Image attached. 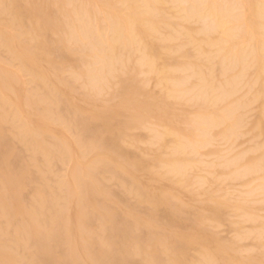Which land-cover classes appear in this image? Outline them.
Returning <instances> with one entry per match:
<instances>
[{
	"label": "rangeland",
	"instance_id": "1",
	"mask_svg": "<svg viewBox=\"0 0 264 264\" xmlns=\"http://www.w3.org/2000/svg\"><path fill=\"white\" fill-rule=\"evenodd\" d=\"M26 1H27L26 4H25L24 0H21V3H23V5H29V6H30V4H32L31 6L37 10L38 9L45 10V11L47 10L46 13L44 12V16L46 15L45 16L46 19H48L52 23L53 28L45 31V33L47 34V35H45V41L47 43H39L40 39L32 38L26 34H20L17 37L23 43H14V42H13L14 44L13 43H7L8 44L7 48L8 49L10 48V50H8L6 47H4V49L2 47H0V67L7 68V69L0 68V74L2 76L3 72H4L5 73L4 76L7 74L6 76L9 79L11 77L15 83L14 84L12 81L10 82V80H8L7 78H3V79L1 78V80H0V82L1 81L3 82V83L2 82L0 83V87L2 86L1 87L2 89L0 88V98L1 99L3 98V101H5V104L3 106L0 105V120L2 119L1 132H3L7 136V137L5 136L6 137L5 139L9 141V144H8V141H7V143L5 142L6 143V145L4 146L6 148L5 150H6V152L9 151V153L7 152L8 156L5 154L6 156H4V158L7 161V163H9V165L12 164L13 166L15 165V167L17 165V168L12 166L14 168L13 171H15V169H17V171H18V169H21V171L20 170L19 171H20V174L26 178L25 181L29 180V181L25 182L24 188L21 191L22 195L24 193L23 199H25V200H23L22 199L23 196L22 195L20 196L21 200H22V202H21L22 207H24V209L26 211H29V209H31L32 199H33V195H34L33 193L35 192V190L40 189V188L41 189L43 188L45 190L44 187H40L42 184L45 185L47 190L49 191L48 192L47 190H45L47 195L49 193L51 194L52 191L55 192L53 188H55V186L57 184H58V188L63 187V184H65V186L63 188L66 189V187H67L66 192L64 194V196H67V197H65L66 203L64 201V203L66 205L64 206V204L61 203L62 198L60 196V194H61L60 190H59L60 194L57 195L58 197L56 198L55 197L56 195L54 196V198H56L55 202H57V204H62V206H64L66 208L65 212H63V215L65 218V223H66V218H68L67 222H68V224H70V232H69V238L70 239H69V241H70L71 249L76 254L78 253L77 255L79 256V258H81L83 260L84 264H89L87 259H86L87 257L81 251V245L83 244V240L80 239L81 237L79 236L77 230L75 229V221H76L77 214L79 213L78 202H77L78 201L77 196H79L78 195L79 190H77L74 187L72 179H74V177L76 175L84 178L85 170H87V168L89 169V167L94 166L99 162L101 163L102 162L101 158H103L104 159L103 163L107 164L109 169H110V167H112V166L113 167L111 168V170L104 172L105 174L101 173V176H100L101 184L106 189L103 187V189L99 190V194L100 195L103 194L100 197H102V199L105 200V203L114 211L115 214H117V215L119 214L120 217H118V218L119 219L121 218L120 220L117 219L119 221V223H120V221L122 222V218H123L124 222L127 220L128 221L127 223H129V224H133L134 226L138 225L137 226L138 230L142 229V230H140V232H141V234L143 233V237L145 236L144 235L145 232L147 234V232L149 231V233L151 235H154L153 237H155V239L162 241L163 244H165L167 249L172 248V246L175 245L174 242L175 243H177L179 241L185 242V244H186L185 250H186L187 255H185L186 257L184 256L182 264H197V261L200 258V256L203 257L204 254H205L204 256H209L213 259V262H214L213 264H221V263L222 264H229L230 262H231V264H255V263L256 264H261V263L264 264V261H263L264 260V240H262L264 237V232L262 233L263 236L260 233L261 232L260 230H264V201H263V198H264V188H263L264 187L263 186L264 185V180H263L264 179V172H263V170H264V168L260 170L261 172H263V174L260 171L248 172V167H250L252 165V163L257 162L260 159L261 155H264V154H261V153H264V94L263 93L261 94L263 96L259 95L260 98L258 97V99H257V97H254L255 98V100L253 102L254 104H252V102H251V101H253L251 99L252 98L251 95H254L256 91H258L257 92V94H258L260 92L259 88L264 87L262 85V83L264 82V76H262V74L264 72L262 73V72L258 71L256 68H253L252 70H250L251 71V73H250L249 69H247V68H249V67L252 68L253 66H251L252 64L249 62V64H248L249 67H248L246 65L248 63V61H247L245 64H243L246 68L243 65H241V67H243V71H245L243 74L241 72L242 69L240 70V68H241L240 65H237V66L233 67L234 69H230V71H228V72H227V70H226V72L224 71V73L222 72L224 74V76H223V74L221 72H220L221 74H219V71H221V70H220V66H219L220 64H218L220 57L225 56V55L230 56L231 54H234L237 51L241 50L242 49L241 45L245 42V40L248 43V42L252 41V38H253V41L251 43H249V45L246 42L244 43L245 45H243V49H244V46H246V48H245L246 50H248L247 48H249V46L252 45L253 43L260 42V41L264 40L261 37V35L259 36V34H257L258 33L257 31L253 32L254 30L251 29L250 21L252 19L251 18L252 12L250 13L251 6H249L252 4V2L258 3V2L264 1V0H251V2L249 0H240L242 3L240 1H238L239 3L237 2V5H238L237 8H239V10L241 8V10L239 11L237 9V11L235 12L237 14L238 19H239V21L237 22V26L239 28L241 25L242 26L244 25L243 26L244 28L241 26L240 30L237 29L235 33H234V30H235L234 29L233 30V36L229 37V38L223 37L217 31L213 30L214 32L211 31L208 33L209 34L208 36L206 35V37L208 39L204 38L203 28L201 29L203 33H201L200 28L202 25H199L200 24L199 21H197V23H196L195 22L196 19H194V18L191 19L190 17H187L186 12L184 11V10H187L188 5H189L187 3V0H181L180 6L177 5V3L174 4L173 0H162V1L160 0L161 6L159 3L158 4L154 3L153 5H155V6L151 5L152 8L154 7L153 13H152L153 18L151 17V14L150 15L145 14L146 16H144V17H143V15L138 16V14H139L138 12L142 11V8H139V7H142V6L139 5V2L136 3L137 1L135 2L136 4H129V6L126 3H124L125 5H122L123 0H119L120 2L118 0H64V2L62 0H26ZM37 1H38V3H37ZM170 1L174 5H172V3ZM206 1L208 3L218 2L217 0L216 1L206 0ZM228 1H230V0H228ZM244 1H245V3H244ZM230 2L233 3L236 1L232 0ZM241 4H242V6H241ZM7 5H8V1L5 0L3 5L0 6V20H4L5 18H7L6 14L3 12V10L6 8ZM40 5L42 7H40ZM44 5L47 7H44ZM91 5H92V9H91ZM175 5L178 6V9ZM136 6H137L138 10H136ZM247 6H249V8ZM94 7H96V8H94ZM175 7H176V9H175ZM184 8H186V9H184ZM79 9L82 10L81 11L82 14H83V9H85L84 13H86V14H84V15H86L88 18H87V20L85 19L84 23L88 21L87 25L85 23V25L87 27L90 26V28H92L93 26H91V23L93 20L95 21L96 24L94 23V21L92 23V24H94V28H95V31L93 29V33L95 32L94 34L98 35L99 37H101L103 35L102 38H104V35H105V38L109 37V34H111V33H109L108 31L112 30V29L109 30L110 29L109 26L112 25V23H113L112 26L114 28L115 27L114 25L117 24L116 27L118 29L116 28L117 29L116 31L117 32L121 31V33H122V34L119 33V35L121 36V37L119 36V38H120L119 42L122 44V45H119L120 48L124 49L125 53L129 51V50H127L128 48L131 50H133V48H135L134 50L137 49L138 51H134V53H132L130 50V52H129L130 54L128 53V55L125 57L124 51L122 50L123 51L122 52L121 49L119 50V47L117 46L119 42L114 43L115 45H113V49H114L113 55H111L112 54L111 50H113V49L108 50L106 48L108 53L110 51V55L113 57L115 56L117 59L119 58L120 54H121V56L123 55V58L121 57V60H122L121 61V60H117V59L110 57V56H109L110 58L106 57L108 55L106 53L107 51L106 52L104 51L106 49L101 50V47H100L99 51L101 50L102 52L98 51L100 54L95 51V50H98L97 49L98 47H95L94 49L91 47L92 49L89 48V49H91L90 51L87 49V53H86L85 49L88 48L89 46L79 48V46L81 44H82V46L85 45V43L79 39H76L75 43L78 40L77 42H79V44L81 43L80 45L79 44L77 45V43L76 44L72 43L71 42L72 40H69V42L67 41L68 44L66 46V42H63L65 39V35L63 36L62 31L57 30V28L54 24L57 25V23L58 24L61 23L58 20L63 21V18L66 19V21L63 23H68L67 22V16H68V21L70 20L69 24H71L70 25L71 27L73 26L72 30H74L75 32H78L77 28H79L81 25L84 24L82 21V20H84V18H82V20H81L80 17H82V15L79 11L78 17L80 18L81 21L79 20L80 22L79 23L77 22V24L78 25L81 24V25L76 28V26H77L76 20L77 19H74L75 15H73V14H76V16H77L76 11ZM95 9H96V11H95ZM90 10H91V12H90ZM177 10L182 11L181 12L182 14L179 12L182 17L181 16L177 17V13H178ZM60 12L65 13V15H67V16L63 17L64 14H62ZM69 12H71V13H69ZM237 12H239V13H237ZM242 12H244V13L242 14ZM238 14H241V15L238 16ZM84 15H83V17H84ZM107 15H109V18H107L108 17ZM249 15H251V16H249ZM91 16H93V18ZM112 16L115 17V19H117V21L114 18H112ZM49 17H50V19H49ZM183 17L187 18L186 20H190V19L191 20L188 22L185 21L186 24H184V21L181 19ZM139 18H141V19H139ZM177 18L181 19L182 21H180V20L177 21L178 20ZM90 19H92V21H90ZM52 20H54V21H52ZM73 20H74V22H73ZM111 20L113 22L110 23V25L108 26V21L111 22ZM131 20H132L133 24L131 23ZM150 20H152V21H150ZM125 21H126V25H125ZM191 21H193L196 24H192ZM138 22L140 23V25L136 26V23H138ZM144 22H148V23H146V27H145ZM180 22H183V23H180ZM1 23H3V22L0 21V34H2L3 36L5 35L6 37H12V35H14V31H12V29L10 31L9 30L10 28H8L4 23L2 26ZM189 23L192 25H189ZM118 24H119V27H118ZM128 24H130V25L128 26ZM131 24L133 25V27H135L137 29H135V28L133 29ZM231 25L232 24H230L229 26L234 27V25H232V26ZM126 26H128V28ZM130 26H131V28H129ZM167 26L169 28H166ZM178 27H179V30H180V28H182V29L185 28V31L187 32V34H189V36L191 38V41L189 40L190 42H193V40H194V42L198 40V41H200V43H198V41H197L198 44L195 42L193 44L194 46L189 45L190 42L186 41V39L184 38V36L186 34L185 35L183 34V32L184 33H186V32L183 30H182L183 32L182 31L179 32L178 30L176 31V28L178 29ZM121 28H122V30L124 28L125 31L120 30ZM246 28H248L247 31H246ZM130 29H132V31L133 30L135 31V36L133 35L134 33H132L130 31ZM149 29H151L152 31L150 30V32H149L148 31ZM153 29H155V31L158 32V34H156V32ZM193 29L195 30V33L198 34L197 36H194L195 33H193V31H192ZM196 29L198 31L200 30V33L202 34L203 37L200 36L201 34H199V32H197ZM241 29H242V31H241ZM57 31H59V33H57ZM8 32H10V34ZM130 32L132 34H130ZM170 32L180 33V35L177 34L180 37L177 36L178 37L177 38L176 34H174V33L170 34ZM238 32H241V33H238ZM246 32L248 34V37H247V34H245ZM250 32H253V33H251L252 34L251 36H250ZM63 33H64V30H63ZM99 33H100V35H99ZM254 33L256 36L254 35ZM124 34H126L127 36ZM151 34H153V35H151ZM172 34L174 36H172ZM182 34L184 35L183 37H181ZM205 34H207V31H205ZM132 35L134 36L133 41H135V43H137L136 41H138V42L140 41L139 44H141V43L144 44L146 42L145 43L146 45L144 44L142 47V44H141V46H139V44H137L138 46L134 47L133 46L134 42H132V38H131ZM166 35L167 36L170 35V40H171V37H172V40L170 41L168 39L169 37H167V39L163 40L164 36L166 38ZM59 37H61L62 39H60ZM185 37H188V36H185ZM217 37H218V41L220 39L221 42L217 41ZM236 37H238V38H236ZM260 37L262 39H259ZM134 38H135V40H134ZM175 38H177V39L175 40ZM230 38L231 39L233 38V42H232V40L229 41ZM205 39H207V40H205ZM213 40L217 41L218 45L215 44V45H217L216 46L217 48L216 47L213 48L212 45H211L212 46V48H211L210 45H208L209 43H207V42H210V44H211L212 43L211 41H213ZM256 40H259V41H256ZM201 41H203L204 43H201ZM234 41H237V43ZM254 41H256V42H254ZM9 42H11V41H9ZM126 42L127 43L129 42V45L127 44L128 48H126V45H125ZM205 42L207 44H205ZM234 43L236 44V46ZM196 44L197 45L200 44V47L199 46L198 47L201 50L198 48L197 49L200 50L199 53L202 54V57L200 56L199 53H196V50H195ZM203 44H205V46L207 45L209 47V49L207 48V46L205 47ZM212 44L214 45V43H212ZM224 44H226V45H224ZM231 44L233 45V47ZM45 45L51 46V47L53 46L50 63H51V67H53V65H55L54 66L55 69H54V67H53V69H51L49 67L50 63H48L49 64L48 65L45 63L46 61H43L41 59L40 55H41V53H43L42 51L44 50ZM89 45L90 46L92 45L94 47L95 44L90 43ZM134 45H136V44H134ZM239 45H240L241 49L238 47ZM86 46H87V43H86ZM24 47H27L29 52L31 50L30 54H28L26 51H24ZM116 47L118 48L117 50H116ZM140 47H142V50H143L145 56L142 54L143 52L141 53ZM222 47L225 48V50L222 49ZM236 47L238 48V50L236 49ZM54 48H56V49H54ZM57 48L59 50V55L60 56L62 55L61 57L57 53ZM232 48H233V50H232ZM82 49H84L83 52H82ZM221 49L223 50V52H221ZM202 50H203V52H202ZM8 51L11 53H9ZM15 51H17V52H15ZM54 51H55V53H54ZM152 51L155 53L157 52L156 54H154L155 56L153 55ZM213 51L214 52L218 51L219 53L217 52V54H215ZM117 52L118 53L120 52L119 55L117 54ZM208 52L210 54H208V57H206L207 56L206 53H208ZM13 53H14V55H12V56L13 57L16 56L15 58L18 61L15 60L10 55ZM103 53H104V55L106 53L107 55H105V57L107 59L108 58L111 59L110 61L116 63V65L112 63V66H111V64L109 63V59L107 60L106 58H105L107 60L106 64L109 63V65L108 66L105 65L104 63L106 60L102 59V58H104ZM115 53H116V55H115ZM204 53L206 56L204 55ZM227 53H230V54H227ZM53 54H56V56L55 55L53 56ZM141 54L147 60V62L150 61L149 59H151L152 64H151V62L147 63L146 60H144L146 62L145 63L146 65L149 64V65L145 66V64H143L144 62H142L141 59H140V62H141L140 63L138 60H139V58H141V57H139ZM186 54H187V58H185ZM156 55H158V56H156ZM203 55L206 57V60H205V58H203ZM211 55L213 57L212 59H210ZM91 56H93V57L95 56L97 58L96 61L100 60V58H101V60L104 61V63L97 61L99 63H96L97 64L96 65L95 64V58H93L94 59L93 60L91 58ZM215 56L216 57L218 56V57L215 58ZM54 57H57V58L59 57V59L54 58ZM143 57H142V59H143ZM79 58H81V60H78ZM88 58H90L91 60ZM112 58L114 60H112ZM22 60L23 61H29L32 64V66L34 67L33 69H35V71L38 73V75H40L39 78H42V76H43V79H41V81H42L41 83H43V81L47 82V83L45 82V86L43 85V88L47 87L49 92L50 91L52 92V95L55 98V100H56V97H58L56 102L59 101V103L56 104V102H55L56 106H54L52 111L50 112L51 115L49 113L47 115H44V113H43L44 107H42V105L36 101L37 99L39 100V98H41V97L47 98L48 95L51 93H49L46 90V88L43 89L41 84L39 85L40 81L34 80V77H32L33 75H32L31 71H24V70H22L23 72L21 71L20 68H22V66L20 64V61H22ZM92 60L94 61L95 65H93V62L91 63ZM204 60L210 64L208 65V63H205ZM86 63L88 65L91 63L89 66L92 65V68L89 67ZM117 63H121L122 66H120V64H119L118 66H120V68L116 67ZM84 64H86V66H88L87 68L89 70H90V68L92 70L93 66L95 69H98L97 70L98 72L101 69L102 72L100 70L99 75L102 74L103 76L101 75V77H105V78H103L104 80L102 81V78H101V81L99 80L100 82H98V79H100V78L98 77L99 75L97 73V77H95L96 79L98 78L96 81L97 85H95L96 83L92 84L93 82L91 81V76L96 74V70L94 69L95 72L93 70V73H91V72H89L88 69H86V67H84ZM98 64L99 65L104 64L103 66L101 65L103 67V69L99 68L100 66L98 67ZM193 64H194V66H193ZM139 65L141 66L140 68H138ZM104 66H107V67L104 68ZM144 66L148 67V68H146V70H145ZM196 66L202 69V70H199V71H201L200 74H199L198 68ZM108 67L110 69V73H109ZM161 67H162V69H161ZM190 67L192 70L190 69ZM195 67L198 71V75L195 74L196 77H194V74H193V77L191 79H190V77H188L189 79L186 77L185 79H188V80H186L185 83H183L184 82L183 81L184 75L190 76L189 74H191L193 71H194L193 73L197 72ZM205 67H207V68L205 69ZM185 68H188L187 72H186ZM40 69H41V71H40ZM84 69L86 71H88L89 73L85 72ZM105 69H106V72H105ZM147 69H148V71L149 70H151V71H149L148 75L147 74L145 75V73L147 72ZM182 69H185V72L181 73ZM111 70H113V71L111 72ZM209 70H210V73L208 72ZM239 70L241 73V80L242 81L238 79L237 83H239L240 81L241 82L238 86H236L234 88L236 91L235 90H231V91H235L237 93L238 89L242 88L244 84H246V85L244 88H242L240 91H238L239 92L238 94L235 95L232 92L233 95H230L231 93H229L230 97L227 98L225 96L223 98V100L219 99L218 100L219 103L217 101H216V104L214 103L217 106V108L213 107L214 106L213 105L214 99L211 95H209V97L207 96L204 98L206 101L205 100L203 101V99H202L201 102H198L200 99L198 100V98H196L198 95H197V92L195 90H197V88L200 89L199 87L202 83H201V81L200 82L199 81L195 82V81L202 79V80H204V84H205L206 82L208 83L209 80H211L212 81L211 86L213 88H215V87L217 88V86L219 84H220V87H223V85L221 86V84H222L221 82H223L222 80H224V81L226 80V83L224 82L225 84H227V82L229 80L228 85L231 84V82L233 83L234 81H236L237 77L239 78V76H237L240 74V73H238ZM254 71H255V73H254ZM27 72H28V74H27ZM84 72L88 73V75L91 73L92 75L90 74L88 76ZM107 72L109 73V76L111 77L109 79L107 77ZM113 72H115V73H113ZM154 72H155V74H154ZM158 72H160V73L158 74ZM165 73H166V75H165ZM179 73H181V75ZM104 74H106V75H104ZM156 74H157V76H156ZM178 74L182 77H179ZM211 74L213 75V77ZM250 74H251V76H250ZM85 75H87L86 76L87 78L90 77V79L89 78L88 79L91 81V83H90V81H87L88 83H86L87 78L85 77ZM248 75H249V77H248ZM255 75L257 76L258 79L255 77ZM205 76H206V78H205ZM209 76H211V77H209ZM232 76H234L235 78H230ZM260 76H261V78H260ZM198 77H199V79H197ZM208 77L211 79H209ZM218 77H220V78H218ZM164 78L166 79V81L167 80H169V81H167V82L163 81L162 79H164ZM212 78H214V79H212ZM179 79H181L180 82H181V84L183 83L184 86L181 85L182 86L181 87L180 85H178L180 83ZM193 79H195V80H193ZM230 79H232V81ZM233 79H234V81H233ZM174 80L175 81L177 80L178 83L176 81L177 84H174V82H175ZM253 80L255 81V84H253L255 86L252 85ZM128 81H130V82L128 83ZM143 81L147 84V86L146 85L143 86L141 84V83H143ZM147 81H149V83H147ZM156 81L157 82L159 81V82L156 84ZM246 81H247V83H245ZM101 82H103V84H104L103 86L98 85L99 83L101 84ZM104 82H106V83H104ZM125 82H126V85H125ZM139 82H140V84H139ZM215 82L218 83L217 86H214ZM168 83L169 84L173 83L174 85L168 86L169 85ZM86 84L88 87H86ZM91 84L93 85L92 86L93 91H90V93H88L89 88H91V86H90ZM123 84H124V86H123ZM137 84H139L140 86ZM187 84L188 85L193 84L194 86L193 85L188 86ZM197 84H200V85H197ZM209 84H210V82H209ZM15 85H17V86H15ZM94 85L96 87L98 86L97 89L100 88L101 90L99 89L100 91L98 92ZM141 85L143 87H141ZM164 85H166V86H164ZM175 85L176 86L178 85V87L176 88ZM260 85H261V87H260ZM195 86H196V88H195ZM226 86L227 85H225V87ZM248 86L250 88L252 86L251 91L246 89ZM94 87H95V89H94ZM122 87H124L125 90L122 89ZM171 87L172 88L174 87L173 88L174 90ZM186 87H187V91L190 90V94L187 93ZM228 87L229 86H227L226 88H223V89L228 90ZM8 88H10V89H8ZM159 88L160 89L163 88V89L160 90ZM191 88H193L192 92H191ZM11 89H12V91H11ZM4 90H7V91H4ZM165 90H166V92H165ZM184 90L186 91V94H185ZM246 90H247L248 94L246 93V95H245ZM95 91H97V92L95 93ZM167 91L168 92L174 91L173 92V94L175 93L174 97L172 96V94H168ZM181 91H183V92H181ZM178 92L179 93L181 92L179 94V97L177 96ZM262 92H264V91H262ZM163 93L165 94V96ZM193 93L195 95H192ZM134 94H136V96ZM184 94H185V96H184ZM186 95H188V97ZM243 95H245V97ZM36 96H38V97H36ZM166 96H168L169 98L172 97L173 99L170 98L171 101L169 100V98L165 99ZM182 96H183V98L184 97H186V98L183 99ZM191 96H192V99H191ZM232 96H233V98H232ZM250 96H251V98H250ZM256 96H258V95H256ZM18 97H19V99H17ZM156 97L157 98L159 97V98L156 99ZM211 97H212V101L210 100ZM238 97L239 98L241 97L240 99H242V100L239 101ZM54 98H52V99L54 100ZM176 98H177V101L175 100ZM180 98L183 101H186L187 98H190L191 102H190V100H188L187 102H183L182 100H180ZM195 99H197L198 101L196 102ZM236 99H238V104H237ZM18 100H20V101H18ZM173 100H175L176 102ZM209 100H210V103H209ZM3 101L0 100V104L4 103ZM15 101L18 104H16ZM193 101H195L197 104L195 103L196 104L195 105ZM223 101H225V102L223 103ZM229 101L234 102V103L231 102L234 106H238L242 103L244 105H246L247 102L248 103L251 102L250 103L251 105H247L248 106L247 108L244 107L242 104V106L244 108H246V109H243L242 111H241V108H243V107L241 105H240L241 108L239 106H238L239 108L237 107L238 110H236L235 113H237V114H239V113L245 114L246 113L245 115H242L243 116L242 120L240 118V117H242L241 114H239L240 115V117H239V115L234 113V118H236L238 120L240 118V121L242 123L241 124L242 126H241L239 124L240 121H238L239 125L235 126L236 129L239 131V133H238V131H235V132H237V135H239L240 137L239 136L235 137V135H233L234 138L226 139L223 135V133H224L223 131H226V129H227L226 125H228V123H230V122H223L221 124H224L223 125L224 129H222L223 128V127H221L222 125L220 126V124H219L220 127L216 126L217 130L213 127L212 130L210 129L208 131V133L210 135H212L211 133H213L214 137L208 138L209 135L207 133L208 136H206L204 138L202 136H200L201 138L200 137L197 138L199 135H198V133H194V132H197V129L194 126V125H196V123L193 125V122H197L199 118L202 119L203 117H206V114H207V117L209 115L212 117V114L214 115L216 113V115H214V116H216V118L224 115L225 111L231 109V103ZM202 102L205 103V106L209 103L208 106L210 107V105H211L212 110H210V108H207L208 106L206 108H203L205 106ZM140 103H141V105H139ZM186 103H188V105H190L191 107L188 106ZM227 103H229V104H227ZM33 104L36 106V108H40V109H38V111H39L38 113H37V109L33 106ZM198 104H200V105H198ZM217 104L218 105L220 104V105L218 106ZM201 105H203V106H201ZM227 105H229V107ZM17 106H18V108H17ZM60 106L61 107L63 106V109ZM222 107L223 108L225 107L224 108L225 111H224V109H222ZM20 109H21V112H20ZM54 109H55V111H54ZM218 109H220V110H218ZM221 109H222L223 113H222ZM57 110H59L60 113H57L58 112ZM101 110H103V111H101ZM104 110L106 112H104ZM108 110H109V112L112 110L113 111H112V113L111 112L109 113ZM116 110H118V111H116ZM124 110L127 112V113H125L126 115L124 114V112H125ZM201 110L203 113L201 112ZM246 110H247V112H246ZM40 111H41V113H40ZM122 111H123V113L121 114L120 112H122ZM52 112H55V114L56 113L57 114L55 115ZM130 112H131L132 116L129 115ZM108 113H109L108 116L104 115V114H108ZM76 114H77V116H76ZM78 114L80 116H83V119L86 118V120H87V118H90V119H88V121L91 120V122L93 120V119H91V117H93L95 119L91 124L94 127L93 129H95L98 126L99 130H98V128L95 130H98L99 132L100 131L102 132L103 129L105 130V131H103V134H101V135H103V137L108 139L109 142L111 141L113 143L114 147H110V148H112V150L108 149V147H107L108 150H111L113 152L108 151L106 149V147L104 149L102 147L103 150L99 151V152H98V150H101L99 148V146H96L98 150L96 148H94V146H92V149L94 148L92 150L91 147L88 145H87L88 149L85 148L86 144L82 140L81 136L79 137V134H80L79 130L76 127L74 128V126L72 127V124H71L72 120L74 121V119L80 118V116H78ZM134 114L138 115V117ZM193 114H194V117L191 118V116H193ZM198 114H200L202 118ZM39 115H41L40 117L42 119H40ZM42 115H43V117H42ZM57 115L59 117L61 125L58 124L59 121H58ZM128 115L133 117V118L128 120V117H129ZM196 115H197V117L199 116L198 119L196 118ZM44 116H54L55 118L52 117L54 119L49 120V117H47V119H48L47 120V119H44L45 118ZM141 116H143V118H145V117L146 118L143 119ZM188 116H190V117H188ZM109 117H113L114 119L112 118V120H111ZM139 117H141V118H139ZM96 118H98V120ZM80 119H82V117ZM194 119H195V121H194ZM196 119H197V121H196ZM42 120H43V122H42ZM51 120H53L54 123ZM100 120H101V122H100ZM145 120H147L148 122L144 123ZM110 121L111 122L113 121L112 126H110L112 124ZM190 121H192L191 122L192 124L190 123ZM45 122H48V123H45ZM97 122H98V125H96ZM136 122H138L139 125L141 124L142 126L140 125L141 126L140 127L138 125V123H136ZM140 122H142V123H140ZM174 122L177 124H175ZM94 123H96V124L94 125ZM101 123H102L104 128L101 127ZM185 123H187V124H185ZM122 124H123V127H120V126H122ZM171 124H172V126H171ZM18 125H20L23 129L26 128L25 129L26 131L29 129L27 132H29L30 130L34 131L33 132L34 136L36 134L39 135L38 141H37V144H38L37 148L40 149L42 147V149H46L48 147L47 148L48 150L50 148L54 149L55 155H53L52 154L53 152H52V153H50V156L52 154V157L54 156L55 160L53 159L52 161L50 160L51 162L49 161V163L50 164L52 163V164L47 166L48 170H47V168L45 169V167L43 166L44 162L42 159L43 158L42 155L38 154V152L36 153V152L32 151L33 140L36 141L35 137H33V136H32V138L30 137L33 133L30 134V132H31L30 131L29 132L30 140L28 137L26 139V141H24L28 144L24 143L23 141L21 142V140L18 139L19 137H17L18 136L17 130L15 129L16 126H18ZM185 125L190 126L191 129L189 127H184ZM20 126H18V127H20ZM156 126H157V128H156ZM237 126H239V127L241 126V128H239L240 130L238 129ZM118 127L122 128V129H120V128L118 129ZM161 127H163V129H161ZM235 127H234V130H235ZM100 128H101V130H100ZM220 128H221L222 132L220 131ZM112 129H114V131H116V133L118 132L117 134H118L119 139H118V137H116V133H114V135L112 134L113 136L111 135V133L113 132ZM164 129L167 131V135H166V133L163 132ZM192 129L194 131H192ZM108 130H109V133L107 132L108 136L106 134H105L106 136H104V133H106V131H108ZM110 130H111V132H110ZM119 130L122 132H120ZM151 130L152 131L154 130V132H152ZM60 131H61L62 135H61ZM155 131L158 132L159 134L164 133L163 134L164 137L161 136L160 139H155L154 136L156 138H158V136H159V135H157L158 133H155ZM219 131H220V133H219ZM168 132L171 133L170 134L171 136L168 135L169 134ZM173 132H174V134L175 133L176 134L174 135ZM214 132L219 133L220 135L218 134L217 136H215L216 134ZM121 133H123V134H121ZM119 134L121 135V137L119 136ZM152 134H156L157 136L156 135L153 136ZM178 134H180V136ZM188 134H190V135H188ZM46 135L47 136L49 135V136L46 137ZM194 135L197 137H194ZM63 136H66L68 139L66 137H63ZM188 136H189V138L192 137V140L189 139ZM220 136L221 137L223 136L224 139L222 140L220 138ZM50 137H51V139H50ZM151 137H153L152 138L153 140L151 139ZM180 137L181 138L186 137V138L185 139L183 138L184 141H182V140L180 141ZM45 138L48 140H46ZM53 138H55V140H57V141H55ZM78 138H81V139H78ZM110 138L111 139H113V138L118 139L119 143H117L118 142L117 139H113V140H114V142H115V140L117 141V142H115V143H117V146L120 145L119 150H118V147L114 144V142ZM195 138L199 139V140L201 139V140L200 141L197 140L198 141L197 142ZM202 138L204 140H207V142H205V141L203 142ZM31 139H32V142H31ZM154 139L156 141H154ZM232 139H233V141H232ZM234 139L236 141H234ZM53 140H54V142H53ZM65 140H67V141H65ZM176 140L178 143L181 142L180 144H183L185 146V150H184V152L182 151L183 155H181V157H180V154H176V152H175V156H172L174 154H172L171 149H173L175 146V143H177ZM185 140L187 141V144L190 142L189 144H191L193 149L195 147L194 151H192V152H195V150H199V151H196L195 153H193V155L190 154L189 153L190 149L187 148L188 146L186 147L187 144L185 143ZM75 141H78V142H75ZM201 141H202V143H201ZM208 141L211 143H209ZM229 141H231V142H229ZM62 142L65 145L64 148H63ZM80 142H81V144H78L79 146H76L77 143H80ZM29 143H30V145H29ZM41 143H42V146H41ZM57 143H59L61 145H59ZM208 143L210 145L207 146ZM53 144L56 146L59 145L60 147H62V149H61L62 152L64 150L66 153H68L67 154L68 157H67V155H66V157H63V158H67V159L62 160V159H59V157H57L58 152H57V149H55V146ZM26 145H28V146H26ZM6 146L7 147L10 146V147L7 148ZM65 147H66V150H65ZM79 147H83V148L79 149ZM115 148L117 150H113ZM120 148H122L123 151H122V149L120 150ZM186 148L189 150H186ZM52 149L49 151H53ZM95 149H96V151H95ZM2 151L4 152V148L2 149ZM117 151H118V153H117ZM170 153H171V156L169 155ZM177 153H180V152H177ZM184 153L190 154V155H187L185 157V159H183L184 155H185ZM125 154H127L126 156L129 158L126 159ZM12 155H16V156L12 157ZM115 156H117V157H115ZM119 156H120V159H119ZM221 156H226V157L222 158L220 160L221 161V163H220L219 159L221 158ZM240 156H242V157H240ZM0 157H2L1 153H0ZM80 157H82V158H80ZM98 157L100 159H98ZM216 157H217V159H218V157H220L218 159L219 163L217 162ZM234 157L237 158V161H233V160H232L233 162L229 161L231 159H234ZM49 158H51V157H49ZM57 158H58V160H57ZM70 158H72V159H70ZM180 158H181V160H180ZM253 158L256 160H254ZM97 159L99 160V162ZM139 159H141L142 163ZM173 159H174V161H173ZM251 159H253V162L251 161ZM116 160H118V161H116ZM214 160H216V162ZM224 160H228L229 161V162L227 161L228 164L226 163V161L224 162ZM62 161H64V163ZM110 162L113 164L111 165ZM186 162H188V165H189V163H191V165H193L194 168L192 166H188V169H187V166H185L187 164ZM192 162L193 163L195 162V164H193ZM230 162L232 164H229ZM126 163L129 166H125L124 164H126ZM179 164L184 165L185 170L183 169L184 171H182V172H185L184 175H182L183 173L181 172V173H179L180 175L178 174V176H177V174L176 175L171 174V176H168V174L170 173V172L168 173L169 168L162 167V165L165 167L166 166L171 167L173 165H179ZM208 164H210V165H208ZM217 164H219L220 166ZM221 164H224V165H221ZM144 165H145V167H144ZM19 166H20V168H18ZM134 166L137 168L135 170V172L133 171V168H135ZM195 166H196V168H195ZM205 166H207V167H205ZM217 166L221 167V168H217ZM241 166H243V167H241ZM12 167L10 166L11 169H12ZM224 167H226V168H224ZM113 168H115V171ZM143 168H145V169H143ZM191 168H192V170L190 171L189 169H191ZM72 169H73V172H72ZM138 169H140V170H138ZM161 169H162V171H161ZM78 170H79V172H77ZM118 170H120V171H118ZM188 170H189V172H188ZM22 171H24V172H22ZM109 171L116 173V174H114V175L111 174L112 176H110ZM208 171H210V172H208ZM165 172L168 173V174H165V175H167L166 177H164L165 175L163 176V173H165ZM123 173H124V175H122ZM227 173H229V174H227ZM236 173H237V176H236L237 178L235 177ZM241 173H242V175H241ZM5 174H6V172L3 169H1L0 177L2 175L5 176ZM223 174L227 178V180L224 178L226 181L224 179H221L224 177ZM190 175L192 178L194 177V179L197 177V175H199V176L196 178L197 180L196 179L193 180L190 177ZM229 175H231L230 176L231 179H234V177L236 179H234V181L233 180L231 181V179L229 178ZM161 176H163V177H161ZM204 176H205L206 180H203V179H205ZM217 176H218V178H220L222 176L218 180V182H216ZM253 176L255 177V179ZM172 177H174V178H172ZM260 177H262L263 179ZM129 178L133 179V180H130ZM163 178L167 182L162 181ZM30 179L32 180V182ZM199 179L204 181L203 185H202L203 187L200 186L201 184H199V182H201V180H199ZM71 180H72V183H70ZM169 180H170L171 184H169ZM188 180H190V182ZM239 180H241V182ZM60 181H61V183H57ZM153 181H154V183H152ZM176 181H179V183L181 181L182 182H181V184L177 185ZM221 181L222 182L224 181L223 184L221 183ZM2 182H3V180L1 181V179H0V184ZM195 182H196V184L198 183L199 185L198 184L195 185ZM228 182L230 183L231 186L229 185ZM232 182H234V183H232ZM246 182H247V184H246ZM260 183L263 185H261ZM70 184L73 186L74 190ZM132 185H133V188H132ZM183 185H184V188H183ZM211 185H212V187H211ZM226 185H229V186H226ZM197 186H198V189L196 188ZM199 186L202 188H199ZM134 187H135V189L138 190V192H137V190H136V192H134L135 194L132 193L133 190L135 191ZM58 188H57V190H58ZM63 188H61V189L65 190ZM139 188H140V190H139ZM185 188L187 190V193H185L186 190L183 191ZM147 189H149V190L147 191ZM130 190H132V191L130 192ZM188 190L191 193H188L189 192ZM139 191H141V192H139ZM224 191H225V193H223ZM232 191L234 192V194H232L233 193ZM235 191H237V192H235ZM63 192H62V194H63ZM81 192L79 194H81V195L85 194L84 196H87V199L89 198V204L90 205L94 204V199L90 195H88V193L85 190L84 191L82 190ZM176 192H177V194H176ZM221 192L223 193V195L225 197L222 195ZM76 193H77V195H76ZM106 193H107V195H104ZM165 193H167V194H165ZM136 194H138V195L140 194L144 199H148V200H144V203L142 200V203H139L140 201L138 202V199L135 200V198H137ZM226 194L227 195L230 194L229 195L230 197L229 196L227 197ZM59 196L61 199L59 198ZM64 196L62 195L63 199H64ZM104 196L106 197V199ZM73 197H74V199H73ZM151 197H152V199H151ZM167 197L171 198L172 200L174 199L175 202L176 201H178V202L172 205L171 202L169 200H167ZM197 197L198 198L200 197L199 198L200 200ZM220 197H224L225 200L221 199ZM160 198H161V200H160ZM227 198H229V199H227ZM252 198H255V199H252ZM75 199H76V202H75ZM197 200H198V203H196ZM229 200H231V201H229ZM247 200H248V202H246ZM254 200H255V202H254ZM221 201H222V203H221ZM224 201H226V202H224ZM249 201H251L250 203L252 205L249 204ZM259 201H260V203H258ZM168 202H170V203H168ZM151 203L153 205H151ZM182 203L184 204V206ZM202 203H206L207 205H204ZM226 203H228V204H226ZM253 203H258V204H253ZM141 204H143V205H141ZM130 205H132V206H130ZM139 205H141V206H139ZM167 205L168 206L170 205V206L168 207ZM180 206H182L181 207L182 210L179 209ZM246 206H249V207H246ZM56 207H57V205H56ZM64 207H61V209L60 208L59 209L64 211L62 209ZM87 207H90V206H87ZM87 207L85 209H88V211L92 210L91 207L90 208H87ZM147 207H149L150 209H147ZM170 207H172L171 211L169 210ZM189 207H190V210L188 209ZM59 209L56 208V210H59ZM137 211H139L140 213H138ZM188 211L190 212V214H189L190 216H188ZM257 211H259V212H257ZM165 212L168 216L165 215ZM171 212H172V214H174L173 217H174V220L176 221L174 223V226H176V227L173 226V229H171V227H169V225L167 224L169 217L172 216ZM192 213L194 215H192ZM201 213L203 215H201ZM244 213H246V215ZM248 214L249 215L252 214V215L248 216ZM130 215L133 217H131ZM198 215H201V217H198ZM243 215H244V217H243ZM253 215L256 217H253ZM18 216L16 218L12 219L13 223L16 220L15 221L16 227L19 226L18 224H20V222L26 223V225L28 224V221L26 220L25 217H23L21 214H18ZM163 216L166 220L163 219ZM246 216H247V218H245ZM219 217H220V219H217ZM248 218H250V219H248ZM137 219H139V220H137ZM152 219H154V220L152 221ZM187 219H189V220L191 219L190 220L191 222L190 221L188 222ZM204 219H205V221H204ZM206 219H208V220H206ZM174 220H173V222H174ZM148 221H151V222H148ZM201 221H204L205 223L204 222L202 223ZM130 222H132V223H130ZM93 223H95V222H93ZM93 223H92L91 229L92 230L94 229L93 231L96 232V229L93 226L96 224H93ZM162 223H163V225H162ZM195 223H196V225H195ZM135 224H137V225H135ZM177 224H179L178 225L179 227L177 226ZM188 224L190 225V227ZM198 224H199V226H198ZM166 225H168L167 227H169V228L165 227ZM184 226L185 227L188 226V227H186V229H185ZM14 227L13 228L11 227V229H10L11 233L10 232L9 233L11 235L8 234L7 237H5V238H8L9 240L11 239V237L13 235ZM144 227H146L147 229ZM182 227L184 229H182ZM198 227H200V229H202V230H204V229L205 230L204 231H202L200 229L198 230ZM155 228H156V230H155ZM146 230H148V231H146ZM159 233H161V234H159ZM258 233H259V235L260 234L261 235L259 238L258 237L256 238ZM76 235H77V237H76ZM261 237H262V239H261ZM163 240H165V241H163ZM78 245H80V246H78ZM75 248H76V250H74ZM202 249L207 251V252L206 253H204L205 251L202 252ZM227 249H228V251H227ZM233 249L235 250V252H237V254L233 251ZM229 250H231V251H229ZM168 251L166 250V253H163L164 254L163 259L166 258L167 261L169 259H172V256L170 255L171 252L169 251V253H167ZM219 253H221L222 255L221 254L219 255ZM260 253H262V254H260ZM235 254L237 256H234ZM196 255H198V256H196ZM225 255L228 257H226ZM224 257L229 259V260H227V259L224 260ZM252 258H254V259H252ZM249 261H251V262H249Z\"/></svg>",
	"mask_w": 264,
	"mask_h": 264
},
{
	"label": "bare ground",
	"instance_id": "2",
	"mask_svg": "<svg viewBox=\"0 0 264 264\" xmlns=\"http://www.w3.org/2000/svg\"><path fill=\"white\" fill-rule=\"evenodd\" d=\"M4 1L5 0H0V6H2L3 5V3H4ZM6 1H8V5L6 6V8L3 10V12L6 14V16H7V18H5L4 20H0L1 22H3L8 28H10L9 30L11 31V29H12V31H14V35H12V37H6L5 35L3 36L2 34H0V47H2L3 49H4V47H8V44L7 43H23L21 40H19L18 39V35H20V34H26V35H29L30 37H32V38H35V39H40V42L39 43H47L46 41H45V35H47L46 33H45V31L46 30H50L51 28H53V25H52V23L48 20V19H46V15L44 16V12L46 13V11L45 10H41V9H35V8H33L31 5L32 4H30V6L29 5H23V3H21V0H6ZM63 2H64V0H62ZM119 1V0H118ZM137 1V2H136ZM162 1V0H161ZM160 0H123L122 1V5H125L124 3H126V4H128V6H129V4H136V3H138L139 2V5H141L142 7H139V8H142V11H140V12H138L137 14H138V16H141V15H143V17L144 16H146V15H150L151 14V17L153 18V16H152V13H153V8H152V6L151 5H153L154 3L155 4H160V2H161ZM174 2V4H176L177 3V5H181V0H173ZM214 1H216V0H214ZM218 2H212V3H208L206 0H187V3L189 4L188 5V8H187V10H184V9H186V8H184L183 10L186 12V15H187V17H190L191 19H196V23H197V21H199V25H202L201 26V28H200V30L203 28V31H204V33L202 32V30H201V33H203V35H204V38H207L206 37V35L208 36L209 34V32H211V31H213V30H215V31H217L219 34H221L223 37H227V38H229V37H232L233 36V30H234V33L236 32V30L238 29V30H240V28H241V26L238 28V26H237V22L239 21V19H238V17H237V14L235 13L236 11H237V9L239 10V8H237V2L238 1H240V0H235L236 2H230V1H232V0H230V1H228V0H217ZM234 1V0H233ZM250 2H251V0H249ZM24 2H25V4L27 3V1L26 0H24ZM120 2V1H119ZM118 2V3H119ZM136 2V3H135ZM171 2V1H170ZM230 2V3H229ZM241 2V1H240ZM248 2V1H247ZM249 2V3H250ZM37 3H38V1H37ZM36 3V4H37ZM42 3V2H41ZM164 3V2H163ZM162 3V4H163ZM172 3V2H171ZM172 3V5H174ZM239 3V2H238ZM242 3V2H241ZM244 3H245V1H244ZM35 4V5H36ZM65 4V3H64ZM121 4V3H120ZM251 4V3H250ZM42 5V4H41ZM40 5V7H42ZM48 5V4H47ZM90 5V4H89ZM37 6V5H36ZM66 6V5H65ZM134 6V5H133ZM138 6V5H137ZM137 6H136V10H138V8H137ZM153 6H155V5H153ZM160 6H161V4H160ZM176 6V5H175ZM241 6H242V4H241ZM246 6V5H245ZM249 6H251V9H250V13H251V15H252V19H251V21H250V24H251V29H253L254 31L253 32H258L257 34H259V36L261 35V37L264 39V1H260V2H258V3H253L252 2V4L251 5H249ZM249 6H247L248 8H249ZM44 7H47V6H45L44 5ZM177 7V9H178V6H176ZM176 7H175V9H176ZM39 8V7H38ZM94 8H96V7H94ZM246 8V7H245ZM45 9V8H44ZM61 9V8H60ZM91 9H92V5H91ZM85 9H83V14L81 13V9H79V10H77L76 11V13H77V16H76V14H73V15H75V17H74V19H77L76 20V24H77V22L79 23L81 20H82V18H84V20H82L83 21V23H84V21H85V19L87 20V16L86 15H84V14H86V13H84L85 11H84ZM157 10V9H156ZM240 10H241V8H240ZM239 10V11H240ZM248 10V9H247ZM79 11H80V13H81V15H82V17H80L81 18V20H80V18L78 17L79 15H78V13H79ZM95 11H96V9H95ZM94 11V12H95ZM183 11V12H184ZM64 12V11H63ZM72 12V11H71ZM71 12H69V13H71ZM90 12H91V10H90ZM134 12V11H133ZM177 12L179 13H181L182 11L180 10V11H178L177 10ZM60 13H62V12H60ZM136 13V12H135ZM134 13V14H135ZM177 13V17L179 16H181V14L179 13L178 14ZM237 13H239V12H237ZM244 12H242V14H243ZM62 14H64L63 15V17L64 16H67V15H65V13H62ZM92 14V13H91ZM146 14V15H145ZM246 14V13H245ZM72 15V16H73ZM80 15V16H81ZM83 15H84V17H83ZM131 15V14H130ZM241 14H238V16H240ZM251 15H249V16H251ZM108 17L107 18H109V15H107ZM132 16V15H131ZM184 16V15H183ZM62 17V16H61ZM62 17V18H63ZM77 17V18H76ZM86 17V18H85ZM90 17V16H89ZM92 18H93V16H91ZM96 17V16H95ZM182 17V16H181ZM185 17V16H184ZM183 17V18H184ZM247 17V16H246ZM106 18V17H105ZM112 18H114L115 19V17H113L112 16ZM134 18V17H133ZM132 18V19H133ZM181 18L183 21H184V24H186L185 23V21H190V20H186L187 18ZM49 19H50V17H49ZM135 19V18H134ZM139 19H141V18H139ZM178 19V18H177ZM181 19H178L177 21H182ZM245 19V18H244ZM80 20V21H79ZM107 20V19H106ZM116 21H117V19H115ZM146 20V19H145ZM241 20V19H240ZM52 21H54V20H52ZM59 22H61V23H57V25L56 24H54L55 26H56V28H57V30H59V31H62V35L64 36L65 35V39H64V41L63 42H66V46H67V44H68V42H69V40H72L71 42L72 43H75V40L76 39H79V40H81L82 42H84L85 43V45L84 46H82V44L80 45L79 44V42H77L76 41V43H77V45L79 44L80 46H79V48L81 47H88V48H86L85 50H86V53H87V49L90 51L92 48L94 49L95 47H98L97 49L98 50H95L96 52H98L99 51V49H100V47H101V50H104V49H113V45H115L114 43H118L119 42V40H120V38H119V33H121V31L120 32H117L116 30L118 29L116 26H117V24L116 25H114L115 27L113 28V21L111 20V22H109L108 21V26L110 25V23H112V25H110L109 26V30H111V31H108L109 33H111V34H109V37H106L105 38V35H104V38H102L103 37V35L101 36V37H99L98 35H96V34H94L93 33V29H94V31H95V28H94V24H92L93 23V21H92V19H90V21H92V23H91V26H93L92 28H90V26H86L87 24H88V21L87 22H85L86 23V25H85V23L83 24V25H78L77 24V26H76V28L77 27H79V28H77V31L78 32H75L74 30H72L73 28V26L71 27L70 25L71 24H69V21H68V16H67V22L68 23H63V22H65L66 21V19L65 18H63V21H60V20H58ZM57 21V22H58ZM150 21H152V20H150ZM73 22H74V20H73ZM134 22V21H133ZM136 22V21H135ZM192 22V24H196V23H194L193 21H191ZM190 22V23H191ZM3 23H1L2 24V26H3ZM55 23V22H54ZM94 23H95V21H94ZM117 23V22H116ZM131 23H132V20H131ZM139 23V22H138ZM138 23H136V26H138V25H140V23L138 24ZM145 23V27H146V23H148V22H144ZM180 23H183V22H180ZM189 23V25H192V24H190ZM96 24V23H95ZM120 24V23H119ZM119 24H118V27H119ZM124 24V23H123ZM133 24V23H132ZM131 24V26H132V28L134 29L135 27H133V25ZM188 24V23H187ZM230 24H232V25H234V27L232 26V27H230L229 25ZM243 24V23H242ZM248 24V23H247ZM121 25V24H120ZM125 25H126V21H125ZM130 24H128V26H129ZM135 25V24H134ZM150 25V24H149ZM167 25V24H166ZM170 25V24H169ZM177 25V24H176ZM249 25V24H248ZM54 26V27H55ZM112 26V27H111ZM128 26H126L127 28H128ZM131 26L129 27V28H131ZM144 26V25H143ZM151 26V25H150ZM153 26V25H152ZM188 26V25H187ZM244 26V25H243ZM242 26V27H243ZM177 27V26H176ZM190 27V26H189ZM3 28V27H2ZM7 28V29H8ZM117 28V29H116ZM151 28V27H150ZM154 28V27H153ZM166 28H169L168 26L166 27ZM171 28V27H170ZM244 28V27H243ZM135 29H137V28H135ZM158 29V28H157ZM164 29V28H163ZM162 29V30H163ZM8 30V31H9ZM63 30H64V33H63ZM120 30H122V28L120 29ZM123 30H124V28H123ZM122 30V31H123ZM150 30L151 29H149L148 31L150 32ZM154 31H155V29H153ZM159 30V29H158ZM165 30V29H164ZM167 30V29H166ZM179 31V32H181L182 30L183 31H185V28L184 29H182V28H180V30H179V27H178V29L176 28V31ZM200 30L198 31L197 29H196V31L197 32H199V34H201L200 33ZM209 30V31H208ZM248 30V28H246V31ZM7 31V30H6ZM55 31V30H54ZM59 31H57V33H59ZM98 31V30H97ZM125 31V30H124ZM130 31L132 32V33H134L133 35L135 36V31L133 32L132 31V29H130ZM143 31V30H142ZM152 31V30H151ZM160 31V30H159ZM170 31V30H169ZM182 31V32H183ZM193 31V33H195V30L193 29L192 30ZM205 31H207V34H205ZM241 31H242V29H241ZM130 32V34H132ZM145 32V31H144ZM156 32V31H155ZM154 32V33H155ZM186 32V31H185ZM214 32V31H213ZM212 32V33H213ZM253 32H250V36L252 35L251 33H253ZM9 34H10V32H8ZM153 33V34H154ZM171 33H174V32H170V34ZM191 33V32H190ZM216 33V32H215ZM238 33H241V32H238ZM61 34V33H60ZM107 34V35H108ZM122 34V33H121ZM153 34H151V35H153ZM156 34H158V32H156ZM169 34V33H168ZM174 34H176V37L177 36H179L180 35V33H174ZM177 34H179V35H177ZM185 36H188V37H185ZM183 34H182V36L181 37H183L184 36V38L186 39V41H191V38H190V36H189V34H187V32L186 33H184L183 32ZM214 34V33H213ZM244 34V33H243ZM245 34H247V32L245 33ZM96 35V36H95ZM99 35H100V33H99ZM106 35V36H107ZM124 35H126V34H124ZM132 35V42H134V44H136V45H134L133 44V46L135 47V46H138L137 44H139V42L138 41H136L137 43H135V41H133V36ZM198 34H196L195 33V35L194 36H197ZM211 35V34H210ZM254 35H255V33H254ZM62 36V37H63ZM127 36V35H126ZM131 36V35H130ZM150 36V35H149ZM162 36V35H161ZM172 36H174L173 34H172ZM201 37H203L202 36V34L200 35ZM236 36V35H235ZM234 36V37H235ZM256 36V35H255ZM121 37V36H120ZM146 37V36H145ZM152 37V36H151ZM163 37V36H162ZM167 37H169L168 39L170 40V35L169 36H167L166 35V38H165V36H164V39L163 40H165V39H167ZM180 37V36H179ZM247 37H248V34H247ZM246 37V38H247ZM259 38V39H262V38ZM60 39H62L61 37H59ZM147 38V37H146ZM145 38V39H146ZM178 38V37H177ZM177 38H175V40L177 39ZM189 38V39H188ZM236 38H238V37H236ZM244 38V37H243ZM258 38V37H257ZM193 39V38H192ZM208 39V38H207ZM207 39H205V40H207ZM255 39V38H254ZM66 40V41H65ZM134 40H135V38H134ZM171 40H172V37H171ZM170 40V41H171ZM174 40V39H173ZM216 40V39H215ZM215 40H213V41H211L212 43H214V45L211 43L210 44V42H207V43H209L208 45H210V47L212 48V46H213V48L214 47H216L217 45H218V43H217V41H218V37H217V41H215ZM230 40H232V42H233V38L231 39H229V41ZM248 40V39H247ZM9 41H11V42H9ZM68 41V42H67ZM74 41V42H73ZM167 41V40H166ZM189 41V42H190ZM198 41V40H197ZM197 41H195L196 43H197ZM228 41V40H227ZM241 41V40H240ZM250 41V40H249ZM252 41H253V38H252ZM252 41H250V42H246V40H245V42L249 45V43H251ZM256 41H259V40H256ZM256 41H254V42H256ZM143 42V41H142ZM169 42V41H168ZM188 42V43H189ZM194 40H193V42H190V44L189 45H193L194 43ZM218 42H221V40L219 39V41ZM223 42V41H222ZM231 42V43H232ZM234 42H236L237 43V41H234ZM244 42V43H245ZM13 43V44H14ZM60 43V42H59ZM75 43V44H76ZM86 43H87V46H86ZM90 43H94L95 45H94V47L91 45H89ZM120 43V42H119ZM118 43V47H119V50L121 49L120 48V46L119 45H122L121 43L119 44ZM146 43V42H145ZM144 43V44H145ZM187 43V42H186ZM198 43H200V41H198ZM197 43V44H198ZM201 43H204L203 41H201ZM206 42H205V44H207ZM229 43V42H228ZM242 44L241 46H242V49H241V47H240V45L238 46L241 50H239V51H237L236 53H234V54H231L230 56H227V55H225V56H222V57H220V59H219V62H218V64H220L219 66H220V70L221 71H219V74H221L222 72L224 73V71L226 72V70H227V72L228 71H230V69H234L233 67L234 66H237V65H240V67H241V65H243V64H245L247 61H248V63L246 64L247 66H248V64H249V62L252 64L251 66H253L252 68H250L249 66V68H247V69H249V72L251 73V71L250 70H252L253 68H256L258 71H260V72H264V40L263 41H260V42H256V43H253L252 45H250L249 46V48H247L248 50H246L245 48H246V46H244V49H243V45H245V44ZM74 44V45H75ZM127 44L129 45V42L127 43L126 42V48H128V46H127ZM142 44V47H143V43H141ZM141 44H139V46H141ZM196 44V46H195V50H196V53H199V51L201 50L199 47H200V44L199 45H197ZM205 44H203L204 46H205ZM215 44H217V45H215ZM221 44V43H220ZM219 44V45H220ZM235 44V43H234ZM246 44V45H247ZM97 45V46H96ZM146 45V44H145ZM212 45V46H211ZM223 45V44H222ZM224 45H226V44H224ZM232 45V44H231ZM247 45V46H248ZM56 46V45H55ZM194 46V45H193ZM199 46V47H198ZM207 46V45H206ZM205 46V47H206ZM221 46V45H220ZM235 46H236V44H235ZM14 47V46H13ZM51 46H47V45H45V47H44V50L42 51L43 53H41V59L43 60V61H46L45 63L46 64H48V63H50L51 62V56H52V47L50 48ZM92 47V48H91ZM142 47H140V51H141V53L143 52V50H142ZM232 47H233V45H232ZM78 48V49H79ZM89 48H91V49H89ZM146 48V47H145ZM200 49V50H198V49ZM207 48L209 49V47L207 46ZM217 48V47H216ZM8 49V48H7ZM14 49V48H13ZM23 49V48H22ZM54 49H56V48H54ZM69 49V48H68ZM107 49L106 50H104L105 52L107 51ZM118 48L116 47V50H117ZM135 48H133V50H131V49H127V50H129L128 52H126L125 53V51H124V49H121V51L123 50L124 51V55H125V57L128 55V53L130 52V50H131V52L132 53H134V51H138L137 49L136 50H134ZM222 49H224L225 50V48H223L222 47ZM221 49V52H223V50ZM236 49L238 50V48L236 47ZM6 50V49H5ZM8 50H10V48L8 49ZM15 50V49H14ZM66 50V49H65ZM80 50V49H79ZM83 50L84 49H82V52H83ZM100 50V51H101ZM152 50V49H151ZM198 50V51H197ZM215 50V49H214ZM228 50V49H227ZM230 50V49H229ZM232 50H233V48H232ZM24 51H26L28 54H30V52H31V50H30V52H29V50L27 49V47H24ZM68 51V50H67ZM74 51V50H73ZM88 51V52H89ZM99 51V52H100ZM113 51H114V49L113 50H111V52H112V54L111 55H113ZM120 51V52H121ZM122 51V52H123ZM145 51V50H144ZM149 51V50H148ZM9 52V51H8ZM13 52V51H12ZM15 52H17V51H15ZM14 52V53H15ZM95 52V53H96ZM98 52V53H99ZM102 52V51H101ZM119 52V53H120ZM150 52V51H149ZM153 52V51H152ZM202 52H203V50H202ZM201 52V53H202ZM214 52V51H213ZM212 52V53H213ZM218 52V51H217ZM217 52H214L215 54H217ZM9 53H11V52H9ZM14 53L13 54H10L11 56L12 55H14ZM34 53V52H33ZM54 53H55V51H54ZM57 53H58V55H59V50H58V48H57ZM62 53V52H61ZM92 53V52H91ZM108 55H107V54ZM105 53V55H107L106 57H113V56H111L110 55V51H109V53H108V51ZM119 53L117 52V54L119 55ZM139 53V52H138ZM151 53V52H150ZM157 53V52H156ZM155 52H153V55L154 54H156ZM211 53V54H212ZM219 53V52H218ZM97 54V53H96ZM100 54V53H99ZM102 54V53H101ZM130 54V53H129ZM143 55H144V52L142 53ZM141 54V55H142ZM200 54V53H199ZM207 54V56L205 55V53H204V55L206 56V57H208V54H210L209 52L208 53H206ZM222 54V53H221ZM227 54H230V53H227ZM19 55V54H18ZM56 56V54H53V56ZM98 55V54H97ZM103 55H104V53H103ZM105 55L103 56L104 58H102V59H105L106 57H105ZM115 55H116V53H115ZM139 56V57H141V58H139V62H140V59H141V61L142 62H144L143 64H145L146 62H147V60L143 57V55L142 56ZM203 55V58H205V60H206V57ZM20 56V55H19ZM32 56V55H31ZM35 56V55H34ZM60 56V55H59ZM62 56V55H61ZM60 56V57H61ZM145 56V55H144ZM155 56V55H154ZM156 56H158V55H156ZM198 56V55H197ZM200 56L202 57V54H200ZM13 57V56H12ZM16 57V56H15ZM15 57H13L15 60H17ZM109 57V58H110ZM121 57L123 58V55L121 56V54H120V56H119V58L117 59L115 56L113 57V58H115V59H117V60H121ZM142 57H143V59H142ZM147 57V56H146ZM150 57V56H149ZM218 57V56H217ZM216 56H215V58H217ZM53 58V57H52ZM54 58H57V57H54ZM63 58V57H62ZM91 58L93 59V58H95V64L96 63H99V62H102V63H104V61H102L101 60V58H100V60H97V61H99V62H97L96 61V57L94 56H91ZM108 58V59H109ZM112 58V60H114ZM148 58V57H147ZM185 58H187V54L185 55ZM213 57H212V55H211V58L210 59H212ZM214 58V59H215ZM57 59H59V57L57 58ZM88 59H90V58H88ZM107 59V58H106ZM105 59V60H106ZM107 59V60H108ZM127 59V58H126ZM208 59V58H207ZM54 60V59H53ZM78 60H81V58H79ZM91 60V59H90ZM94 60V59H93ZM91 61V63L93 62V65H95L94 64V61ZM107 60L105 61V65H109V63L111 64V66H112V63L113 64H115L116 65V63H114V62H112V61H110L111 59H109V63H107L106 64V62H107ZM116 60V61H117ZM144 60H146V62L144 61ZM150 61H148L147 63H150L151 62V59H149ZM204 60V62L205 63H208V62H206ZM18 61V60H17ZM122 61V60H121ZM120 61V62H121ZM173 61V60H172ZM82 62V61H81ZM138 62V63H139ZM90 63V64H91ZM141 63V62H140ZM139 63V64H140ZM19 64V63H18ZM20 64H21V66H22V68H20L21 69V71L22 70H24V71H31L32 72V77H34V80H37V81H40V83H39V85L41 84L42 85V88H43V85L45 86V82L46 81H43V83H41L42 81H41V79H43V76H42V78H39V76L40 75H38V73L35 71V69H33L34 67L32 66V64L29 62V61H20ZM87 64V63H86ZM86 64H84V67H86V69H88L87 67L90 65H88V66H86ZM104 64H101L102 66L104 65ZM120 64V66H122L121 65V63H117V66L116 67H118V68H120V66H118ZM142 64V65H143ZM151 64H152V62H151ZM150 64V65H151ZM210 63H208V65H209ZM49 65V64H48ZM97 65V64H96ZM101 65H99L98 64V67L99 68H102L103 69V67L101 66ZM147 65H149V64H147ZM146 64H145V66H147ZM199 65V64H198ZM207 65V66H208ZM55 65H53V67H54ZM107 66H104V68L105 67H107ZM144 66V67H145ZM152 66V65H151ZM150 66V67H151ZM164 66V65H163ZM193 66H194V64H193ZM201 66V65H200ZM244 66V65H243ZM49 67L51 68V69H53V67H51V63H50V65H49ZM89 67H91L92 68V65L91 66H89ZM141 66L139 65V67L138 68H140ZM143 67V68H144ZM160 67V66H159ZM192 67V66H191ZM191 67H190V69H191ZM197 67V66H196ZM196 67H195V69H196ZM202 67V66H201ZM245 67V66H244ZM0 68H3V69H7V68H4V67H0ZM91 68H90V70H89V72H91V73H93V70L95 69L94 68V66H93V69L91 70ZM97 68V67H96ZM146 68H148V67H145V70H146ZM198 68V71L199 70H202L201 68H199V67H197ZM207 67H205V69H206ZM246 68V67H245ZM54 69H55V67H54ZM108 69H109V67H108ZM113 69V68H112ZM150 69V68H149ZM157 69V68H156ZM155 69V70H156ZM161 69H162V67H161ZM186 69V72H187V69L188 68H185ZM185 69H182L181 70V73L182 72H185ZM204 69V68H203ZM209 69V68H208ZM211 69V68H210ZM242 69V70H241ZM96 70V74H94V75H92L91 73V81L93 82L92 84H95L96 83V81H97V79L95 78V77H97V73H98V75H99V73H100V70H99V72L97 71L98 69H95ZM95 70H94V72H95ZM119 70V69H118ZM184 70V71H183ZM192 70V69H191ZM213 70V69H212ZM240 70H241V72H242V74L245 72V71H243V67H241L240 68ZM240 70H239V72L238 73H240ZM255 70V69H254ZM8 71V70H7ZM40 71H41V69H40ZM84 71L85 72H88V71H86L85 69H84ZM113 70H111V72H112ZM115 71V70H114ZM117 71V70H116ZM149 71H151V70H149ZM149 71H148V69H147V72L145 73V75L147 74L148 75V73H149ZM165 71V70H164ZM196 71H197V69H196ZM198 71L196 72V73H191V74H189L190 76H185L184 74V82L183 83H185V81L186 80H188L189 78L188 77H190V79L193 77V74H194V77H196V75L195 74H197L198 75ZM232 71V70H231ZM23 72V71H22ZM84 72V73H85ZM88 72V73H89ZM101 72H102V70H101ZM105 72H106V69H105ZM166 72V71H165ZM178 72V71H177ZM200 72L201 71H199V74H200ZM209 73H210V70L208 71ZM212 72V71H211ZM221 72V73H220ZM45 73V72H44ZM88 73H85V74H87L88 75ZM109 73H110V69H109ZM109 73L107 72V77H108V79L109 78H111L110 76H109ZM113 73H115V72H113ZM160 72H158V74H159ZM168 73V72H167ZM181 73H179L180 75H181ZM208 73V74H209ZM222 73V74H223ZM253 73V72H252ZM254 73H255V71H254ZM4 72H3V75L1 76V74H0V80H1V78L3 79V78H7L8 80H10V82L12 81L13 83H14V81H13V79L10 77V79L5 75L4 76ZM27 74H28V72H27ZM89 74V75H90ZM153 74V73H152ZM154 74H155V72H154ZM178 74V75H179ZM202 74V73H201ZM214 74V73H213ZM87 75H85V77L87 76ZM88 75V76H89ZM101 75L102 74H100L98 77L100 78V79H98V82H100L101 81V78H102V81L104 80L103 78H105V77H101ZM104 75H106V74H104ZM161 75V74H160ZM164 75V74H163ZM165 75H166V73H165ZM170 75V74H169ZM177 75V76H178ZM179 75V77H182V76H180ZM212 75V74H211ZM253 75V74H252ZM4 76V77H3ZM103 76V75H102ZM152 76V75H151ZM156 76H157V74H156ZM223 76H224V74H223ZM235 76V75H234ZM234 76H232V77H230V78H235ZM237 76H239V78L237 77V79H236V81H234V79H233V83L231 82L232 81V79H230L231 81V84H229L228 85V82H229V80H228V82H227V84H225L226 83V80L224 81V80H222L223 82H221L222 84H221V86L223 85V87H220V84L218 85V83H214V86H217V88L215 87V88H213L212 86H211V80H209V82H210V84H209V82L206 84H204V80H197V81H195V82H200L201 81V85L200 84H197V85H200V89H198L197 88V90H195L196 92H197V97L196 98H198V100L197 99H195L196 100V102L198 101V102H201V100L203 99V101L205 100L204 98L205 97H209V95H211L212 97H213V99L215 100H213V107H216L217 108V106L215 105L216 104V101L218 102V100L220 99V100H223V98L226 96L227 98L228 97H230V95H233V94H238L239 92L238 91H240L242 88H244L245 87V85L246 84H244L243 85V87L242 88H240V89H238L237 90V93L235 92L236 90L234 89L236 86H238L239 84H240V82L242 81L241 80V73L239 74V75H237ZM250 76H251V74H250ZM262 76H264V73L262 74ZM188 78V79H185V78ZM209 77H211V76H209ZM208 77V78H209ZM212 77H213V75H212ZM244 77V76H243ZM248 77H249V75H248ZM255 77L257 78V76L255 75ZM87 78V77H86ZM85 78V79H86ZM89 79H90V77H88ZM87 78V80H86V83H88L87 81H90L89 79ZM155 78V77H154ZM177 78V77H176ZM175 78V79H176ZM205 78H206V76H205ZM218 78H220V77H218ZM223 78V77H222ZM260 78H261V76H260ZM55 79V78H54ZM160 79V78H159ZM158 79V80H159ZM183 79V78H182ZM197 79H199V77L197 78ZM209 79H211V78H209ZM212 79H214V78H212ZM227 79V78H226ZM241 80L239 83H237V80ZM258 79V78H257ZM56 80V79H55ZM100 80V81H99ZM163 81H166V79L164 78V79H162ZM180 80L181 79H179V82H180ZM193 80H195V79H193ZM255 80V79H254ZM252 81L253 83H252V85L253 84H255V81ZM91 81H90V83H91ZM123 81V80H122ZM145 81V80H144ZM143 81V83H141L143 86L144 85H146L147 86V84L145 83ZM150 81V80H149ZM149 81H147V83H149ZM167 81H169V80H167ZM166 81V82H167ZM175 81V80H174ZM173 81V82H174ZM177 81V80H176ZM176 81L174 82V84H177L178 83V81H177V83H176ZM203 81V82H202ZM215 81V80H214ZM2 82V81H1ZM0 82V83H1ZM130 81H128V83H129ZM159 82V81H158ZM157 81H156V84L158 83ZM225 82V83H224ZM237 84H236V83ZM3 83V82H2ZM37 83V82H36ZM47 83V82H46ZM89 83V84H90ZM104 83H106V82H104ZM164 83V82H163ZM183 83L181 84V82L178 84V85H182V86H184L183 85ZM192 83V82H191ZM224 83V84H223ZM245 83H247V81L245 82ZM250 83V82H249ZM259 83V82H258ZM264 83V82H263ZM262 83V85L264 86V84ZM15 84V83H14ZM88 84V85H89ZM90 85L91 86V88H89V92L88 93H90V91H93L92 90V86L93 85ZM139 84H140V82H139ZM139 84H137V85H139ZM169 84V83H168ZM173 83H170L168 86H170V85H174ZM95 85H97V83L95 84ZM94 85V86H95ZM99 86L100 85H104L103 84V82H101V84L99 83L98 84ZM125 85H126V82H125ZM141 85V87H143ZM178 85L176 86L175 85V87L177 88L178 87ZM188 85V84H187ZM191 85H193V84H190V85H188V86H191ZM196 85V84H195ZM225 85H227V86H229L228 87V90H226V89H223V88H226L225 87ZM15 86H17V85H15ZM123 86H124V84H123ZM140 86V85H139ZM156 86V85H155ZM159 86V85H158ZM164 86H166V85H164ZM163 86V87H164ZM179 86V87H180ZM181 86V87H182ZM187 86V87H188ZM194 86V85H193ZM253 86H255V85H253ZM2 87V86H1ZM0 87V88H1ZM86 87H88L87 86V84H86ZM96 87V86H95ZM95 87H94V89H95ZM98 87V86H97ZM97 87H96V89H97ZM162 87V86H161ZM187 87H186V91H187ZM260 87H261V85H260ZM46 88V90L49 92V90L47 89V87H44L43 89H45ZM172 88V87H171ZM174 88V87H173ZM172 88V89H173ZM194 88V87H193ZM193 88H191V92H192V90H193ZM195 88H196V86H195ZM251 88H252V86H251ZM251 88L248 86L246 89L247 90H250L251 91ZM2 89V88H1ZM8 89H10V88H8ZM100 89V88H99ZM99 89H97V91L99 92L100 90ZM122 89H124V87H122ZM142 89V88H141ZM160 89V88H159ZM158 89V90H159ZM163 89V88H162ZM162 89H160V90H162ZM171 89V90H172ZM260 89V94L258 93L257 94V92L258 91H256L255 92V94L256 95H258V96H256L255 94L254 95H251L252 96V98H251V96H250V98L253 100V101H251L252 102V104H254L253 102H254V100H255V98L254 97H257V99H258V97H259V95L260 96H263V95H261L262 93L264 94V92H262V91H264L263 89H264V87H261V88H259ZM56 90V89H55ZM125 90V89H124ZM174 90V89H173ZM231 90H235V91H231ZM247 90L245 91V95H246V93H247ZM4 91H7V90H4ZM11 91H12V89H11ZM97 91H95V93L97 92ZM186 91L184 90V92H185V94H186ZM55 92V91H54ZM152 92V91H151ZM165 92H166V90H165ZM164 92V93H165ZM170 92V91H169ZM168 91H167V93L168 94H172V96L174 97V95H175V93L173 94V92L171 91L170 93H169ZM181 92H183V91H181ZM180 92V93H181ZM194 92V91H193ZM232 92H233V94H232ZM249 92V91H248ZM13 93V92H12ZM49 93H51V94H49L48 95V97L47 98H43V97H41V98H39V100L37 99L36 101L37 102H39L41 105H42V107H44V109H43V113H44V115H47L48 113L51 115V111H52V109H53V107L54 106H56V104H58L59 103V101L58 102H56V100L58 99V97H56V100H55V98L53 97V95H52V92L50 91ZM160 93V92H159ZM163 93V94H164ZM179 92H178V97H179V94H180ZM187 93L188 94H190V90L189 91H187ZM195 93V92H194ZM192 94V95H195V94ZM229 93H231L230 95H229ZM4 94V93H3ZM137 94V93H136ZM136 94H134L135 96H136ZM185 94H184V96H185ZM248 94V93H247ZM10 95V94H9ZM55 95V94H54ZM245 95H243L244 97H245ZM158 96V95H157ZM164 96H165V94H164ZM187 97H188V95H186ZM36 97H38V96H36ZM138 97V96H137ZM141 97V96H140ZM176 97V96H175ZM181 97V96H180ZM212 97H211V101H212ZM52 98H54V100L52 99ZM68 98V97H67ZM90 98V97H89ZM159 98V97H158ZM157 97H156V99H158ZM166 98H169L168 96H166L165 97V99ZM170 98H172V97H170ZM169 98V100L171 101V99ZM182 98H183V96H182ZM184 98H186V97H184ZM183 98V99H184ZM232 98H233V96H232ZM241 98V97H240ZM239 97H238V99H239V101H241L242 99H240ZM247 98V97H246ZM260 98V97H259ZM17 99H19V97L17 98ZM164 99V98H163ZM164 99V100H165ZM173 99V98H172ZM191 99H192V96H191ZM191 99L190 98H187V100L186 101H183L181 98H180V100H182L183 102H187L188 100H190V102H191ZM238 99H236L237 100V104H238ZM0 100L1 101H3V98L1 99L0 98ZM149 100V99H148ZM176 101H177V98L175 99ZM175 100H173V101H175ZM210 100H209V103H210ZM235 100V101H236ZM247 100V99H246ZM18 101H20V100H18ZM175 101V102H176ZM179 101V100H178ZM206 101V100H205ZM4 103H2V104H0V105H4L5 104V101H3ZM55 102H56V104H55ZM135 102V101H134ZM180 102V101H179ZM194 102V104L196 103L195 101H193ZM225 101H223V103H224ZM230 102V101H229ZM232 102V101H231ZM230 102V103H231ZM250 102V103H251ZM256 102V101H255ZM15 103L16 104H18L16 101H15ZM20 103V102H19ZM33 103V102H32ZM36 103V102H35ZM34 103V104H35ZM143 103V102H142ZM203 104H204V106H205V103L204 102H202ZM208 103V104H209ZM212 103V102H211ZM215 103V104H214ZM219 103V102H218ZM222 103V102H221ZM232 103H234V102H232ZM231 103V109H229V110H227V111H225V107L223 108L222 107V109H224V115H222V116H220V117H218V118H216V116H214V115H216V113L213 115L212 114V117L209 115L208 117H207V114H206V117H201V115L200 114H198V115H200V117L202 118V119H198V117H197V115H196V118L198 119V121H197V119H196V121L197 122H193V125L196 123V125H194L195 127H196V129H197V132H194V133H198V137L197 136H195L194 135V137H197V138H199L200 136H202L203 138L204 137H206V136H208V138H211V137H214L213 136V133H211L212 135H210L209 133H208V131L211 129L212 130V128L214 127L215 129H216V126L218 127L219 126V124H220V126L221 127H223V125L224 124H221V123H223V122H230V123H228V125H226L227 126V129H226V131H223L224 133H223V135H224V137L226 138V139H228V138H234L233 137V135H235V137H238L239 135H237V132H235V131H238L237 129H236V125H241L242 123H241V121H240V118H241V120L243 119V116L242 115H245V114H241V113H239V114H241V116L242 117H240V115L239 114H237V113H235L236 112V110H238L237 109V107L239 106L240 107V105L242 106V104H240V105H238V106H234L233 104ZM248 103V102H247ZM246 103V105H244L243 104V106L244 107H248L247 105H251L250 103H248L247 104ZM33 104V106L36 108V106ZM62 104V103H61ZM79 104V103H78ZM127 104V103H126ZM185 104V103H184ZM187 105H188V103H186ZM192 104V103H191ZM193 104V105H194ZM197 104V103H196ZM195 104V105H196ZM208 104L205 106V107H203V108H206L207 106H208ZM227 104H229V103H227ZM236 104V103H235ZM64 105V104H63ZM139 105H141V103L139 104ZM194 105V106H195ZM198 105H200V104H198ZM197 105V106H198ZM218 105V104H217ZM220 105V104H219ZM218 105V106H219ZM188 106H190V105H188ZM201 106H203V105H201ZM228 107H229V105H227ZM233 106V107H232ZM242 106V107H243ZM20 107V106H19ZM61 107V106H60ZM83 107V106H82ZM81 107V108H82ZM187 107V106H186ZM191 107V106H190ZM189 107V108H190ZM196 107V106H195ZM238 107V108H239ZM241 108V111L243 110V109H246V108ZM17 108H18V106H17ZM62 109H63V106L61 107ZM60 108V109H61ZM199 108V107H198ZM207 108H210V110H212V108H211V105H210V107L208 106ZM37 109V113L39 112L38 111V109H40V108H36ZM41 109V110H42ZM222 109H221V111H222ZM227 109V108H226ZM107 110V109H106ZM137 110V109H136ZM199 110V109H198ZM218 110H220V109H218ZM240 110V109H239ZM54 111H55V109H54ZM58 112L57 113H60L59 112V110H57ZM68 111V110H67ZM101 111H103V110H101ZM113 111V110H112ZM112 111H110L111 113H112ZM116 111H118V110H116ZM125 111V110H124ZM14 112V111H13ZM20 112H21V109H20ZM47 112V113H46ZM66 112V111H65ZM70 112V111H69ZM68 112V113H69ZM104 112H106L105 110H104ZM103 112V113H104ZM108 112H109V110H108ZM109 112V113H110ZM201 112H202V110H201ZM246 112H247V110H246ZM16 113V112H15ZM36 113V114H37ZM40 113H41V111H40ZM46 113V114H45ZM53 114H55V112H52ZM56 113V114H57ZM71 113V112H70ZM109 113L108 114H104L105 116L107 115H109ZM121 114L123 113V111L122 112H120ZM125 113H127L126 111L124 112V114ZM203 113V112H202ZM219 113V112H218ZM217 113V114H218ZM222 113H223V111H222ZM234 113L235 114H237V115H239V120L238 119H236V118H234ZM52 114V115H53ZM55 114V115H56ZM14 115V114H13ZM71 115V114H70ZM117 115V114H116ZM126 115V114H125ZM129 115H131L132 116V114H131V112H130V114ZM128 115V116H129ZM134 115H136V114H134ZM133 115V116H134ZM148 115V114H147ZM205 115V114H204ZM220 115V114H219ZM23 116V115H22ZM41 115H39V117H40ZM60 116V115H59ZM76 116H77V114H76ZM78 116H80L79 114H78ZM131 116H129L128 117V120L129 119H131V118H133V117H131ZM137 117H138V115H136ZM149 116V115H148ZM191 116V115H190ZM190 116H188V117H190ZM14 117V116H13ZM42 117H43V115H42ZM45 118L44 119H47V117H49V120L50 119H54L55 117L54 116H44ZM51 117V118H50ZM52 117H54V118H52ZM57 117H58V115H57ZM82 117V119H80ZM85 117V116H84ZM89 117V116H88ZM136 117V118H137ZM142 118H143V116H141ZM141 117H139V118H141ZM194 117V114H193V116H191V118H193ZM80 118H77V119H74V121L72 120V127L74 126V128L76 127L78 130H79V132H80V134H79V137L81 136V138H82V140L84 141V143L86 144V146H85V148L86 149H88L87 147L88 146H90L91 147V149H92V146H94V148H96L97 149V147L96 146H99V148L101 149V150H98V152L99 151H102L105 147H106V149H107V147H108V149H111L112 150V148H110V147H114V145H113V143L110 141L109 142V140L108 139H106L105 137H103V135H101V134H103V131H105L104 129H103V131L100 133L98 130H99V127L97 126L95 129H97L98 128V130H95V129H93L94 127L91 125L92 124V122L95 120L93 117H91V119H93L92 120V122H91V120H89L88 121V119H90V118H87V120H86V118H84L83 119V116H80ZM111 120H112V118L113 117H109ZM135 118V117H134ZM146 118V117H145ZM145 118H143V119H145ZM162 118V117H161ZM173 118V117H172ZM238 118V117H237ZM40 119H42L41 117H40ZM97 120H98V118H96ZM114 119V118H113ZM163 119V118H162ZM189 119V118H188ZM25 120V119H24ZM48 120V119H47ZM96 120V121H97ZM173 120V119H172ZM223 120V121H222ZM245 120V119H244ZM16 121V120H15ZM14 121V122H15ZM51 121H53V120H51ZM57 121V120H56ZM58 121H59V125H61V123H60V120H59V117H58ZM114 121V120H113ZM112 121V122H113ZM141 121V120H140ZM170 121V120H169ZM186 121V120H185ZM194 121H195V119H194ZM238 121H240V123L238 122ZM1 122H2V119L0 120V153H1V155H2V157H0V171H1V169H3L5 172H6V174H5V176H1L0 177V179H1V181L3 180V182L0 184V264H84V262H83V260L81 259V258H79V256L71 249V246H70V241H69V232H70V224H68V222H67V219L68 218H66V223H65V218H64V215H63V212H65V203H66V199H65V197H67V196H64V194H65V192H66V189H67V187H66V189L65 188H63L64 186H65V184H63V187H60V188H58V184L57 183H61V181L60 182H57L56 184V186H55V188H53L54 189V191L57 193H55V192H53L52 191V195L49 193L48 195H47V193L45 192V190H47V188H46V186L45 185H41L40 187H44L45 188V190L42 188H40V189H37V190H35V192L33 193L34 195H33V199H32V207H31V209H29V211H26L25 209H24V207H22V200H21V191L23 190V188H24V185H25V182H27V181H29V180H27V181H25L26 180V178L23 176V175H21L20 174V171H21V169H18V171H17V169H15V171H13V167H15V165L13 166L12 164H10L9 165V163H7V161L5 160V158H4V156H8V154H7V152L9 153V151H7L6 152V148L4 147L5 145H6V143H7V141L8 140H6L5 138L7 137L3 132H1ZM42 122H43V120H42ZM100 122H101V120H100ZM104 122V121H103ZM111 122V121H110ZM111 122V123H112ZM146 122H148L147 120H145V122L144 123H146ZM192 121H190V123H191ZM28 123V122H27ZM45 123H48V122H45ZM53 123H54V121H53ZM110 123V124H111ZM128 123V122H127ZM131 123V122H130ZM136 123H138V122H136ZM140 123H142V122H140ZM175 123V122H174ZM184 123V122H183ZM239 123V124H238ZM40 124V123H39ZM96 123H94V125H95ZM175 124H177V123H175ZM185 124H187V123H185ZM192 124V123H191ZM42 125V124H41ZM96 125H98V122H97V124ZM113 125V123L110 125V126H112ZM115 125V124H114ZM138 125H139V123H138ZM141 125V124H140ZM139 125V126H140ZM174 125V124H173ZM245 125V124H244ZM18 126H20V125H18ZM18 126H16V130H17V137H19L18 139H20L21 140V142L23 141H26V139L30 136V134L31 133H33L34 131H29L30 132V134H29V132H27L25 129H23L21 126V128L20 127H18ZM92 126V127H91ZM142 126V125H141ZM140 126V127H141ZM158 126V125H157ZM157 126H156V128H157ZM163 126V125H162ZM171 126H172V124H171ZM170 126V127H171ZM178 126V125H177ZM219 126V127H220ZM242 126V125H241ZM241 126L239 127V126H237L238 127V129L239 128H241ZM101 127H103V125H102V123H101ZM115 127V126H114ZM120 127H123V124H122V126H120ZM120 127H118V129L120 128ZM184 127H189L190 128V126H184ZM234 127H235V130H234ZM104 128V127H103ZM111 128V127H110ZM120 129H122V128H120ZM129 129V128H128ZM161 129H163V127H161ZM168 129V128H167ZM191 129V128H190ZM219 129V128H218ZM222 129H224V127L222 128ZM19 130V131H18ZM100 130H101V128H100ZM113 130V132L111 133V135L113 134L114 135V133H116V131H114V129H112ZM125 130V129H124ZM217 130V129H216ZM240 130V129H239ZM120 131V130H119ZM152 131V130H151ZM166 130L164 129V133H166V135H167V131L165 132ZM169 131V130H168ZM192 131H194L193 129H192ZM220 131L222 132V130H221V128H220ZM220 131H219V133H220ZM38 132V131H37ZM36 132V133H37ZM107 132L109 133V130L108 131H106V133H104V136H108V134H107ZM110 132H111V130H110ZM120 132H122V131H120ZM124 132V131H123ZM152 132H154V130L152 131ZM184 132V131H183ZM213 132V131H212ZM60 133H61V131H60ZM59 133V134H60ZM118 133V132H117ZM116 133V137H118V134ZM155 133H158V132H156L155 131ZM163 133V134H164ZM169 133V132H168ZM193 133V134H194ZM207 133H208V135H207ZM215 133V132H214ZM219 133H215L214 135L215 136H217ZM236 133V134H235ZM238 133H239V131H238ZM106 134V135H105ZM121 134H123V133H121ZM163 134H157V135H159L158 136V138H156L154 135H156V134H152L153 136H154V138L155 139H160V137L161 136H163ZM171 133H169L168 135L169 136H171L170 135ZM173 134H174V132H173ZM176 134V133H175ZM174 134V135H175ZM181 134V133H180ZM180 134H178L179 136H180ZM241 134V133H240ZM37 135V136H36ZM35 136H34V133L30 136L31 138H32V136L33 137H35V139H36V141H34L33 140V143H32V151H34V152H38V154H40V155H42V159H43V166L45 167V169L47 168V166H49V165H51L50 163H49V161L51 160H53L54 159V156L52 157V154L53 155H55L54 154V149H52V148H50L49 150H53V151H49L47 148L46 149H42V147L39 149V148H37V146H38V144H37V141H38V134H36ZM61 135H62V133H61ZM112 135V136H113ZM156 135V136H157ZM173 135V136H174ZM188 135H190V134H188ZM197 135V134H196ZM220 135V134H219ZM237 135V136H236ZM6 136V137H5ZM49 136V135H48ZM47 135H46V137H48ZM111 136V137H112ZM119 136L121 137V135L119 134ZM177 136V135H176ZM30 137H29V140H30ZM52 137V136H51ZM51 137H50V139H51ZM63 137H66V136H63ZM164 137V136H163ZM182 137V136H181ZM180 137V141L182 140V141H184L183 140V138L185 139L186 137H183V138H181ZM240 137V136H239ZM67 138V137H66ZM81 138H78V139H81ZM153 137H151V139H152ZM176 138V137H175ZM188 138H189V136H188ZM201 138V137H200ZM202 138V141L204 142H207V140H204ZM220 138L223 140L224 138H223V136L221 137L220 136ZM8 139V138H7ZM41 139V138H40ZM46 139V138H45ZM54 140H55V138H53ZM65 139V138H64ZM68 139V138H67ZM111 139V138H110ZM113 139H117V138H113ZM113 139H111L113 142H114V140ZM118 139H119V137H118ZM118 139H117V141H118ZM154 139V141H156ZM189 139H191L192 140V137L191 138H189ZM194 139V138H193ZM196 139V138H195ZM214 139V138H213ZM19 140V141H20ZM46 140H48V139H46ZM54 140H53V142H54ZM81 140V141H82ZM153 140V139H152ZM178 140V139H177ZM177 140H176V142H177ZM188 140V139H187ZM197 140H199V139H196V141ZM201 140V139H200ZM199 140V141H200ZM209 140V139H208ZM221 140V141H222ZM55 141H57V140H55ZM65 141H67V140H65ZM116 140H115V142H117ZM158 141V140H157ZM202 141H201V143H202ZM211 141V140H210ZM232 141H233V139H232ZM234 141H236L235 139H234ZM6 142V143H5ZM31 142H32V139H31ZM46 142V141H45ZM44 142V143H45ZM75 142H78V141H75ZM114 142V144L117 146V143H119V141L117 142V143H115ZM192 142V141H191ZM198 142V141H197ZM196 142V143H197ZM209 142V141H208ZM229 142H231V141H229ZM24 143H26V142H24ZM48 143V142H47ZM181 143V142H180ZM180 143H175V146H174V148L173 149H171V151H172V154H174V155H172V156H175V152H176V154H180V157H181V155H183V153H182V151L184 152V150H185V146L183 145V144H180ZM185 143L187 144V141L185 140ZM190 143V142H189ZM188 143V144H189ZM209 143H211V142H209ZM207 144V146L208 145H210V144ZM8 144H9V141H8ZM7 144V145H8ZM26 144H28V143H26ZM57 144H59V143H57ZM62 144H63V148H64V143L62 142ZM78 144H81V142L80 143H77V145L76 146H79ZM84 144V145H85ZM186 145V147L187 148H189L190 149V154H192L193 155V153H195L196 151H199V150H195V152H192V151H194V149H195V147H194V149H193V147L191 146V144H189V145ZM11 145V144H10ZM29 145H30V143H29ZM54 145V144H53ZM59 145H61V144H59ZM56 146V145H54L55 146V149H57V152H58V156L57 157H59V159H62V160H64V159H67V158H63V157H66V155L68 154V153H66L64 150H63V152L61 151V149H62V147H60V146ZM88 145V146H87ZM165 145V144H164ZM26 146H28V145H26ZM40 146V145H39ZM41 146H42V143H41ZM53 146V147H54ZM82 146V145H81ZM120 146V145H119ZM119 146H117L118 147V150H119ZM201 146V145H200ZM206 146V147H207ZM7 147V146H6ZM8 147H10V146H8ZM7 147V148H8ZM30 147V146H29ZM52 147V146H51ZM60 147V148H59ZM84 147V146H83ZM83 147H79V149H81V148H83ZM102 147H103V149H102ZM116 147V148H117ZM202 147V146H201ZM4 148V152L2 151V149ZM93 148V149H94ZM113 149V150H117V149ZM186 148V150H189V149H187ZM29 149V148H28ZM31 149V148H30ZM90 149V150H91ZM92 149V150H93ZM96 149H95V151H96ZM105 149V150H106ZM107 149V150H108ZM122 148H120V150H121ZM65 150H66V147H65ZM84 150V149H83ZM111 150H108V151H111ZM30 151V150H29ZM31 151V152H32ZM85 151V150H84ZM122 151H123V149H122ZM148 151V150H147ZM170 151V152H171ZM4 154H3V153ZM6 152V153H5ZM53 152V153H52ZM111 152H113V151H111ZM177 152H180V153H177ZM192 152V153H191ZM50 153H52L51 154V156H50ZM66 153V154H65ZM117 153H118V151H117ZM124 153V152H123ZM198 153V152H197ZM6 154V155H5ZM65 154V155H64ZM116 154V153H115ZM185 154V153H184ZM190 154H185L184 155V158L183 159H185V157L187 156V155H190ZM220 154V153H219ZM261 154H264V153H261ZM57 155V154H56ZM72 155V154H71ZM127 154H125V156H126ZM170 156H171V153L169 154ZM197 155V154H196ZM195 155V156H196ZM217 155V154H216ZM14 156H16V155H12V157H14ZM82 156V155H81ZM260 156V155H259ZM258 156V157H259ZM49 157H51V158H49ZM56 157V156H55ZM67 157H68V155H67ZM72 157V156H71ZM115 157H117V156H115ZM224 157H226V156H221V158L220 157H218V159H219V161L222 159V158H224ZM240 157H242V156H240ZM80 158H82V157H80ZM127 158H129V157H127L126 156V159ZM138 158V157H137ZM136 158V159H137ZM228 158V157H227ZM236 157H234V159H231V160H229V161H231V162H233V161H237V158L235 159ZM256 158V157H255ZM70 159H72V158H70ZM69 159V160H70ZM98 159H100L99 157H98ZM97 159V160H98ZM102 159V162L100 163L99 162V160H98V162L99 163H97L96 165H94V166H91V167H89V169L87 168V170H85V176H84V178L83 177H79L78 175H76L75 177H74V179H72L73 180V184H74V187L77 189V190H79V193L83 190H85L87 193H88V195H90L93 199H94V204H92V205H90L89 204V198L87 199V196H84L85 194H83V195H81V194H79L78 193V195L79 196H77L78 197V211H79V213L77 214V217H76V221H75V229L77 230V232H78V234H79V236L81 237L80 239H82L83 240V244L81 245V251L83 252V254L87 257L86 259H87V261H88V263L89 264H182L183 263V258H184V256L185 255H187V253H186V250H185V248H186V244H185V242H183V241H179V242H177V243H175L174 241L176 240H174L173 242H174V246H172V248H169V249H167L166 248V246H165V244H163V242L162 241H159V240H157V239H155V237H153L154 235H151L150 233H149V231L148 230H146V231H148L147 232V234H146V232H145V236L143 237V233L141 234V232H140V230H142V229H140V230H138V228H137V224H135V225H137V226H134L133 224H129V223H127L128 221L126 220L125 222L123 221V218H122V222L120 221V223H119V221L118 220H120L118 217H120L119 216V214L117 215V214H115L114 213V211L105 203V200H103L102 199V197H100V196H102V195H100L99 194V190H101V189H103V185L101 184V179H100V176H101V173L102 174H105L104 172H107L108 170H111V168L113 167H110V169H109V167H108V165L107 164H104L103 162V158H101ZM118 159V158H117ZM119 159H120V156H119ZM118 159V160H119ZM148 159V158H147ZM178 159V158H177ZM187 159V158H186ZM189 159V158H188ZM216 159H217V157H216ZM218 159H217V162H218ZM229 159V158H228ZM254 159V158H253ZM253 159H251V161L253 162ZM257 159V158H256ZM256 159H254V160H256ZM259 159V158H258ZM55 160V159H54ZM57 160H58V158H57ZM118 160H116V161H118ZM140 161H141V159H139ZM143 160V159H142ZM176 160V159H175ZM180 160H181V158H180ZM233 160V161H232ZM10 161V160H9ZM8 161V162H9ZM19 161V160H18ZM50 161V162H51ZM60 161V160H59ZM108 161V160H107ZM173 161H174V159H173ZM184 161V160H183ZM215 162H216V160H214ZM226 161V163L228 164V160H224V162ZM228 161V162H227ZM63 163H64V161H62ZM78 162V161H77ZM144 162V161H143ZM189 162V161H188ZM188 162H186L185 164V166H187V169H188V166H192L193 167V165H191V163H189V165H188ZM191 162V161H190ZM229 163V164H232V163ZM251 162V163H252ZM109 163V162H108ZM111 163V162H110ZM141 163H142V161H141ZM193 163V162H192ZM197 163V162H196ZM212 163V162H211ZM219 163V162H218ZM220 163H221V161H220ZM243 163V162H242ZM247 163V162H246ZM250 163V162H249ZM248 163V164H249ZM17 164V163H16ZM20 164V163H19ZM113 163H111V165H112ZM127 164V163H126ZM126 164H124L125 166H129L128 164L126 165ZM193 164H195V162L193 163ZM198 164V163H197ZM196 164V165H197ZM225 164V163H224ZM224 164H221V165H224ZM245 164V163H244ZM243 164V165H244ZM72 165V164H71ZM119 165V164H118ZM208 165H210V164H208ZM207 165V166H208ZM217 165H219V164H217ZM239 165V164H238ZM10 166L12 167V169L10 168ZM24 166V165H23ZM122 166V165H121ZM207 166H205V167H207ZM220 166V165H219ZM123 167V166H122ZM135 167V166H134ZM144 167H145V165H144ZM162 167H164V168H169L168 169V173L170 174H168V173H163V176L165 175V174H168V176H171V174H177V176H178V174L179 173H181L182 171H184L185 170V168H184V165H173V166H171V167H168V166H163L162 165ZM216 167V166H215ZM241 167H243V166H241ZM15 168H17V165H16V167ZM18 168H20V166L18 167ZM24 168V167H23ZM22 168V169H23ZM131 168V167H130ZM190 168V167H189ZM194 168V167H193ZM195 168H196V166H195ZM217 168H221V167H218L217 166ZM224 168H226V167H224ZM264 168V155H261V157H260V159L257 161V162H255V163H252V165L250 166V167H248V172H254V171H260L261 169H263ZM77 169V168H76ZM114 169V171H115V168H113ZM137 168L135 167V168H133V171L135 172V170H136ZM143 169H145V168H143ZM163 169V168H162ZM162 169H161V171H162ZM184 169V170H183ZM244 169V168H243ZM20 170V171H19ZM25 170V169H24ZM47 170H48V168H47ZM71 170V169H70ZM121 170V169H120ZM120 170H118V171H120ZM138 170H140V169H138ZM190 171L192 170V168L191 169H189ZM189 170H188V172H189ZM196 170V169H195ZM194 170V171H195ZM199 170V169H198ZM201 170V169H200ZM206 170V169H205ZM210 170V169H209ZM214 170V169H213ZM216 170V169H215ZM227 170V169H226ZM17 171V172H16ZM26 171V170H25ZM76 171V170H75ZM74 171V172H75ZM149 171V170H148ZM197 171V170H196ZM207 171V170H206ZM211 171V170H210ZM210 171H208V172H210ZM222 171V170H221ZM22 172H24V171H22ZM72 172H73V169H72ZM77 172H79V170L77 171ZM76 172V173H77ZM110 172V171H109ZM144 172V171H143ZM203 172V171H202ZM224 172V171H223ZM222 172V173H223ZM261 172V171H260ZM263 172H264V170H263ZM263 172H261L262 174H263ZM75 173V174H76ZM183 174L182 175H184L185 174V172H182ZM187 173V172H186ZM192 173V172H191ZM207 173V172H206ZM74 174V173H73ZM111 174H116V173H113V172H110V176H112ZM193 174V173H192ZM227 174H229V173H227ZM258 174V173H257ZM122 175H124V173L122 174ZM180 175V174H179ZM181 175V176H182ZM210 175V174H209ZM214 175V174H213ZM232 175V174H231ZM231 175H229V178L231 179ZM241 175H242V173H241ZM240 175V176H241ZM244 175V174H243ZM163 176H161V177H163ZM167 175H165L164 177H166ZM199 175H197V177H198ZM223 176H224V174H223ZM237 176V173H236V175H235V177ZM263 176V175H262ZM139 177V176H138ZM160 177V178H161ZM190 177H191V175H190ZM196 177V178H197ZM207 177V176H206ZM212 177V176H211ZM222 177V176H221ZM220 177V178H221ZM234 177V179H236ZM254 177V176H253ZM172 178H174V177H172ZM192 178V177H191ZM195 178V179H196ZM204 178H205V176H204ZM220 178H218V176L216 177V179H217V181L216 182H218V180L220 179ZM226 179L227 180V178L224 176L223 178H221V179ZM251 178V177H250ZM257 178V177H256ZM260 178H262V177H260ZM28 179V178H27ZM130 179V178H129ZM182 179V178H181ZM180 179V180H181ZM193 180H195L194 179V177L192 178ZM191 179V180H192ZM224 179V180H225ZM234 179H231V181L233 180L234 181ZM240 179V178H239ZM253 179V178H252ZM254 179H255V177H254ZM263 179V178H262ZM31 180V179H30ZM72 180H71V182L70 183H72ZM130 180H133V179H130ZM173 180V179H172ZM197 180V179H196ZM199 180H201V179H199ZM203 180H206V178L205 179H203ZM225 180V181H226ZM264 180V179H263ZM160 181V180H159ZM162 181H166V180H164V178L162 179ZM189 182H190V180H188ZM236 181V180H235ZM240 182H241V180H239ZM250 181V180H249ZM248 181V182H249ZM31 182H32V180H31ZM129 182V181H128ZM133 182V181H132ZM167 182V181H166ZM177 182V185L178 184H181V182L179 183V181H176ZM192 182V181H191ZM202 182V183H201ZM201 182H199V184H201L200 186H202L203 185V182L204 181H202L201 180ZM224 182V181H223ZM223 182L221 181V183L223 184ZM152 183H154V181L152 182ZM207 183V182H206ZM226 183V182H225ZM229 183V182H228ZM232 183H234V182H232ZM30 184V183H29ZM134 184V183H133ZM148 184V183H147ZM150 184V183H149ZM169 184H171V182H170V180H169ZM173 184V183H172ZM198 184V183H197ZM196 184V182H195V185H197ZM198 184V185H199ZM246 184H247V182H246ZM261 184V183H260ZM34 185V184H33ZM71 185V184H70ZM102 185V186H101ZM131 185V184H130ZM135 185V184H134ZM139 185V184H138ZM213 185V184H212ZM212 185H211V187H212ZM221 185V184H220ZM225 185V184H224ZM229 185H230V183H229ZM229 185H226V186H229ZM243 185V184H242ZM241 185V186H242ZM257 185V184H256ZM261 185H263V184H261ZM30 186V185H29ZM174 186V185H173ZM192 186V185H191ZM190 186V187H191ZM199 186V188H202V187H200ZM206 186V185H205ZM231 186V185H230ZM260 186V185H259ZM264 186V185H263ZM33 187V186H32ZM70 187V186H69ZM68 187V188H69ZM71 187L73 188V186L71 185ZM101 187V188H100ZM131 187V186H130ZM178 187V186H177ZM182 187V186H181ZM224 187V186H223ZM235 187V186H234ZM239 187V186H238ZM38 188V187H37ZM57 188H58V190H57ZM61 188H63V189H65V190H62ZM105 188V187H104ZM132 188H133V185H132ZM147 188V187H146ZM162 188V187H161ZM166 188V187H165ZM183 188H184V185H183ZM197 189H198V186L196 187ZM195 188V189H196ZM216 188V187H215ZM214 188V189H215ZM233 188V187H232ZM264 188V187H263ZM33 189V188H32ZM106 189V188H105ZM134 189H135V187H134ZM188 189V188H187ZM261 189V188H260ZM61 191V194H60V191ZM73 190H74V188H73ZM136 190L137 189H135V191L133 190V194H135L134 192H136ZM139 190H140V188H139ZM149 189H147V191H148ZM172 190V189H171ZM186 190V188L183 190V191H185ZM206 190V189H205ZM48 191V190H47ZM64 191V192H63ZM132 190H130V192H131ZM142 191V190H141ZM141 191H139V192H141ZM170 191V190H169ZM182 191V190H181ZM189 191V190H188ZM210 191V190H209ZM49 192V191H48ZM59 192V193H58ZM62 192H63V194H62ZM74 192V191H73ZM78 192V191H77ZM102 192V191H101ZM105 192V191H104ZM109 192V191H108ZM137 192H138V190H137ZM227 192V191H226ZM233 192V191H232ZM235 192H237V191H235ZM72 193V192H71ZM82 193V192H81ZM85 193V192H84ZM160 193V192H159ZM185 193H187V190H186V192ZM188 193H191L190 191L188 192ZM204 193V192H203ZM212 193V192H211ZM222 193V192H221ZM223 193H225V191L223 192ZM223 193H222V195H223ZM58 194H60V196H61V198H60V196H59V198L61 199V203L62 204H64V206H62V204H57V202H55V199L58 197L57 195ZM165 194H167V193H165ZM176 194H177V192H176ZM216 194V193H215ZM231 194V193H230ZM229 194V195H230ZM232 194H234V192L232 193ZM23 195H24V193H23ZM22 195V196H23ZM50 195V196H49ZM56 195V196H55ZM62 195L64 196V199H63V197H62ZM76 195H77V193H76ZM75 195V196H76ZM104 195H107V193L106 194H104ZM172 195V194H171ZM179 195V194H178ZM204 195V194H203ZM227 195V194H226ZM229 195H227V197L229 196ZM262 195V194H261ZM54 196L56 197V198H54ZM74 196V195H73ZM110 196V195H109ZM136 196H137V198H135V200L136 199H138V202L139 203H142V200H143V203H144V200H148V199H144L140 194L138 195V194H136ZM139 196V197H138ZM160 196V195H159ZM173 196V195H172ZM194 196V195H193ZM192 196V197H193ZM199 196V195H198ZM213 196V195H212ZM224 196V195H223ZM255 196V195H254ZM76 197V198H77ZM105 197V196H104ZM161 197V196H160ZM195 197V196H194ZM210 197V196H209ZM214 197V196H213ZM212 197V198H213ZM225 197V196H224ZM224 197H220L221 199H224ZM230 197V196H229ZM232 197V196H231ZM261 197V196H260ZM263 197V196H262ZM24 198V196L22 197V199ZM159 198V197H158ZM198 198V197H197ZM200 198V197H199ZM198 198V199H199ZM73 199H74V197H73ZM105 199H106V197H105ZM151 199H152V197H151ZM165 199V198H164ZM171 198H169V197H167V200H169L170 202H171V204L173 205V204H175V203H177L178 201H176L175 202V200L173 201L172 199V201L170 200ZM209 199V198H208ZM227 199H229V198H227ZM252 199H255V198H252ZM23 200H25V199H23ZM92 200V199H91ZM134 200V201H135ZM160 200H161V198H160ZM200 200V199H199ZM225 200V199H224ZM243 200V199H242ZM64 201H65V203H64ZM164 201V200H163ZM220 201V200H219ZM223 201V200H222ZM222 201H221V203H222ZM229 201H231V200H229ZM253 201V200H252ZM263 201H264V198H263ZM75 202H76V199H75ZM148 202V201H147ZM170 202H168V203H170ZM173 202V203H172ZM181 202V201H180ZM203 202V201H202ZM224 202H226V201H224ZM246 202H248V200L246 201ZM251 201H249V204H251L250 203ZM254 202H255V200H254ZM194 203V202H193ZM196 203H198V200H197V202ZM219 203V202H218ZM258 203H260V201L258 202ZM258 203H253V204H258ZM150 204V203H149ZM180 204V203H179ZM183 204V203H182ZM181 204V205H182ZM200 204V203H199ZM202 204H204V205H207L206 203H202ZM226 204H228V203H226ZM56 205H57V207H56ZM59 205V206H58ZM61 205V206H60ZM141 205H143V204H141ZM141 205H139V206H141ZM145 205V204H144ZM151 205H153L152 203H151ZM150 205V206H151ZM171 205V206H172ZM230 205V204H229ZM241 205V204H240ZM252 205V204H251ZM87 206H90L91 207V211H88V209H85ZM130 206H132V205H130ZM147 206V205H146ZM149 206V207H150ZM168 206V205H167ZM170 206V205H169ZM168 206V207H169ZM183 206H184V204H183ZM221 206V205H220ZM243 206V205H242ZM61 207H64V208H62L64 211H62V210H60L61 209ZM90 207H87V208H90ZM149 207H147V209H150ZM173 207V206H172ZM172 207H170L169 208V210L171 211V208ZM181 207L182 206H180V210H182L181 209ZM241 207V206H240ZM246 207H249V206H246ZM254 207V206H253ZM56 208L57 209H59V210H56ZM135 208V207H134ZM141 208V207H140ZM154 208V207H153ZM157 208V207H156ZM155 208V209H156ZM167 208V207H166ZM162 209V208H161ZM168 209V208H167ZM185 209V208H184ZM189 210H190V207L188 208ZM218 209V208H217ZM247 209V208H246ZM254 209V208H253ZM215 210V209H214ZM220 210V209H219ZM252 210V209H251ZM77 211V212H78ZM142 211V210H141ZM148 211V210H147ZM164 211V210H163ZM246 211V210H245ZM138 213H140L139 211H137ZM161 212V211H160ZM179 212V211H178ZM192 212V211H191ZM200 212V211H199ZM247 212V211H246ZM257 212H259V211H257ZM100 213V214H99ZM159 213V212H158ZM180 213V212H179ZM18 214H21L23 217H25L26 218V220L28 221V224L26 225V223H23V222H20V224H18L19 226H15L16 224H15V221H14V223H13V220L12 219H14V218H16L17 216H18ZM171 214H172V212H171ZM178 214V213H177ZM190 214V212L188 211V216H190L189 215ZM205 214V213H204ZM243 214V213H242ZM245 215H246V213H244ZM250 214V213H249ZM248 214V216H251V215H249ZM254 214V213H253ZM158 215V214H157ZM164 215V214H163ZM165 215H167L166 214V212H165ZM164 215V216H165ZM173 215L174 214H172V216H170L169 217V219H168V225H169V227H171V229H173V226H174V223L176 222L175 220H174V217H173ZM179 215V214H178ZM192 215H194L193 213H192ZM201 215H203L202 213H201ZM201 215H198V217H201ZM131 216V215H130ZM164 216H163V219L164 220H166L165 218H164ZM168 216V215H167ZM176 216V215H175ZM19 217V216H18ZM131 217H133V216H131ZM157 217V216H156ZM161 217V216H160ZM178 217V216H177ZM243 217H244V215H243ZM253 217H256V216H254L253 215ZM150 218V217H149ZM168 218V217H167ZM188 218V217H187ZM245 218H247V216L245 217ZM251 218V217H250ZM250 218H248V219H250ZM18 219V218H17ZM118 219V220H117ZM135 219V218H134ZM180 219V218H179ZM217 219H220V217L219 218H217ZM253 219V218H252ZM251 219V220H252ZM137 220H139V219H137ZM154 219H152V221H153ZM173 220H174V222H173ZM191 220V219H190ZM189 219H187V221L189 222L190 221ZM206 220H208V219H206ZM130 221V220H129ZM162 221V220H161ZM194 221V220H193ZM204 221H205V219H204ZM204 221H201L202 223L204 222ZM93 222H95V223H93ZM138 222V221H137ZM143 222V221H142ZM148 222H151V221H148ZM147 222V223H148ZM165 222V221H164ZM191 222V221H190ZM207 222V221H206ZM209 222V221H208ZM92 223L93 224H96V225H93L94 226V228L96 229V232H94L92 229H91V226H92ZM130 223H132V222H130ZM155 223V222H154ZM166 223V222H165ZM205 223V222H204ZM15 226H13V225ZM143 224V223H142ZM191 224V223H190ZM162 225H163V223H162ZM168 225H166L165 227H167ZM179 224H177V226H178ZM182 225V224H181ZM187 225V224H186ZM189 225V224H188ZM195 225H196V223H195ZM97 228H96V227ZM144 226V225H143ZM149 226V225H148ZM198 226H199V224H198ZM11 227L13 228L14 227V230H13V235H12V237H11V239L9 240L8 238H5V237H7V235L8 234H10L11 232ZM169 227H167V228H169ZM174 227H176V226H174ZM179 227V226H178ZM185 227V226H184ZM186 227H188V226H186ZM186 227H185V229H186ZM189 227H190V225H189ZM144 228H146V227H144ZM147 229V228H146ZM151 229V228H150ZM182 229H184L183 227H182ZM192 229V228H191ZM200 229V227H198V230ZM153 230V229H152ZM155 230H156V228H155ZM200 230H202V229H200ZM205 230V229H204ZM204 230H202V231H204ZM210 230V229H209ZM261 232V234L264 232V230H260ZM10 232V233H9ZM155 232V231H154ZM153 233V232H152ZM156 233V232H155ZM158 233V232H157ZM175 233V232H174ZM173 233V234H174ZM159 234H161V233H159ZM260 234V235H261ZM11 235V234H10ZM169 235V234H168ZM260 235H259V233L257 234V236H256V238L258 237H260ZM262 236H263V234H262ZM76 237H77V235H76ZM73 239V238H72ZM261 239H262V237H261ZM81 240V241H82ZM262 240H264V237H263V239ZM163 241H165V240H163ZM177 241V240H176ZM218 241V240H217ZM80 242V241H79ZM82 243V242H81ZM78 246H80V245H78ZM201 249V248H200ZM74 250H76V248L74 249ZM166 250L168 251H170L171 253H170V255L172 256V259H169L168 261H167V259L165 258V259H163L164 258V254L163 253H166ZM195 250V249H194ZM169 251L167 252V253H169ZM203 251H205V250H203L202 249V252ZM227 251H228V249H227ZM229 251H231V250H229ZM233 251L235 252V250L233 249ZM78 252V251H77ZM81 252V253H82ZM207 251H205L204 253H206ZM222 252V251H221ZM186 253V254H185ZM209 253V252H208ZM214 253V252H213ZM236 254H237V252H235ZM163 254V255H162ZM210 254V253H209ZM217 254V253H216ZM215 254V255H216ZM221 253H219V255H220ZM234 254V253H233ZM234 255V256H237V255ZM239 254V253H238ZM260 254H262V253H260ZM205 255V254H204ZM203 255V257L202 256H200V258L198 259V261H197V264H213L214 262H213V259L211 258V257H209V256H204ZM222 255V254H221ZM259 255V254H258ZM168 256V255H167ZM196 256H198V255H196ZM226 256V255H225ZM83 257V256H82ZM186 257V256H185ZM226 257H228V256H226ZM230 258V257H229ZM256 258V257H255ZM225 259H227V258H225L224 257V260ZM242 259V258H241ZM252 259H254V258H252ZM261 259V258H260ZM227 260H229V259H227ZM246 260V259H245ZM248 261V260H247ZM252 261V260H251ZM251 261H249V262H251ZM264 261V260H263ZM260 262V261H259ZM188 263V262H187ZM217 263V262H216ZM238 263V262H237ZM222 264V263H221ZM229 264H231V262L229 263ZM256 264V263H255ZM262 264V263H261Z\"/></svg>",
	"mask_w": 264,
	"mask_h": 264
}]
</instances>
